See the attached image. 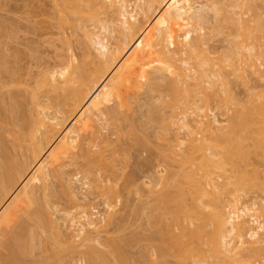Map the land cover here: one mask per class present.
Segmentation results:
<instances>
[{
	"label": "rangeland",
	"instance_id": "rangeland-1",
	"mask_svg": "<svg viewBox=\"0 0 264 264\" xmlns=\"http://www.w3.org/2000/svg\"><path fill=\"white\" fill-rule=\"evenodd\" d=\"M56 0H0V64H1V66H0V129H2V131L0 132V140H1V142L3 143L4 142V148H6L7 149V152L11 155V156H14V158L13 159H15V158H18V160L17 159H15L19 164H21V165H23V164H25V166H28L27 168H29V171H31L32 172V174H33V177L35 176V179L33 178H31V174H30V177H29V175H28V177L30 178V180H29V182H30V185H31V182H33L34 181V184H35V187L36 188H34L35 190H38L39 188H40V191L38 190V192H40L41 194H42V185L44 184V186H45V184H46V182L47 181H49V182H47V191L45 192V190L43 191V194L41 195V194H39V197L41 196V198H39L40 199V201L41 200H44L43 198L45 197V196H48L49 198H50V202H52V200H53V203H50V205H51V207H52V204L54 205V207H52L51 208V210L53 209H55V210H57V211H60V210H62V211H64V212H62V211H60L61 213H59V212H57V211H52L53 212V214L51 215V218L53 219V216H54V214L56 215L55 217H54V219L55 220H53V221H55L54 223L57 225V226H60L61 228H60V230H62V232L65 230L64 228H66V227H62L63 225L62 224H65V225H67V226H69V222L71 221L70 219L73 217V218H77L76 220H79L78 218H80L81 216H83L84 214L83 213H85V212H87V214H88V216H90L91 217V215L93 216V217H91V218H93L94 219V221L95 222H106L107 221V218L109 219V218H111L110 217V215L111 216H113V218L111 219L112 221V223H111V225L109 226V227H107L108 228V230H107V228L105 227V230L103 231V229L101 230L100 229V231H101V234L99 235V236H101L100 238H101V240H102V245L101 244H99V243H94V240H93V243H88V241L87 240H89V241H91L92 242V239H95L96 238V236H98V233H96V234H94V232H87L86 231V233H84L83 234V236L81 235L80 237H78L79 236V234H78V232L79 231H77L78 230V228H80V227H78L80 224H84L85 222H82L81 220L83 219V218H81L80 219V222H78L77 221V223L76 224H74L75 226H69L67 229H69V233H68V230L66 231L65 230V232H66V234L68 233L70 236H68L67 238L69 239V238H74V239H72V240H75V242H76V245L75 244H73L72 246L75 248V250H74V252L72 251V252H70L71 253V255H72V260L74 261V262H70V263H68V264H74V263H76V264H90L89 262H88V258H87V256H86V254H88V252H89V248L90 247H97V249L98 250H101V252H103V254H104V256L105 257H108L107 259H109V260H111V262L113 263V260H112V258L113 257H111L112 255H111V253H109V249H108V251H107V248H109V246H110V244L112 243V241L113 240H115V242H117V243H119V245L121 244L122 246H120L121 248H123L122 250H124V252L127 254V256L129 255L130 257H129V259H131L133 262V264L135 263V264H179V262H180V260H177V257H178V255H177V251H178V247L176 246L177 244H176V242L177 241H179V240H181L180 238H183L184 239V237H180V236H183L184 235V233L186 234H188V235H190V232H191V230L193 231V230H195L194 228H196V226H201L200 224H203L204 222H206V219H208L209 218V211L211 210L210 209V207H209V209L208 210H205V209H207L208 207H206V206H208L209 204H211V206H213L214 205V203H213V201L215 202L216 200V202L215 203H217V202H219L220 203V200H221V202L222 203H220V204H222V206H224V203H226L225 205H227L228 203V205H227V207L228 208H225V212H226V214L228 215V214H233V213H237V212H239L240 210H238L239 208L241 209L243 206H245L244 204H246V206H249V207H251L252 206V204L253 203H259V204H257L258 206H260L259 208H262V210H263V212H264V193H263V191H262V189H264V184H262V183H264V181H261V179H263L264 178V149H262L263 147H264V144H262V143H264V138H261V140H262V142H261V145L260 146H263L262 148L260 147V149H258V150H256V151H254L253 149H251V152L249 151L250 150V148L247 146V145H252V143L250 144L249 143V141H247L246 140V136H245V133L247 132V127H248V124L247 123H245V124H247L246 126L245 125H241V124H239V123H243V122H246L247 120L245 119V121H244V118H246V116L248 115L249 116V112L251 111V113H250V115L253 113L252 111H253V109L255 108V106H257L258 108H259V106L260 105H264V77H258L257 75L258 74H256V75H254V78L252 77V76H250V74H246L247 72H239V74H237L238 73V71H240V70H242V69H244L245 67L243 66V65H241L240 64V66H239V61H240V63H244L245 62V59H242V61L241 60H239V59H241V55L242 54H247V53H245L244 52V50L246 49V44H248L247 46H249V45H256V47H255V45L253 46L254 48V51H256V52H253L255 55V58L258 56V55H256V53L257 54H260L259 55V57L261 56H263L264 57V55H262V47H261V52L260 51H257L258 50V47H259V44H261V45H264V38L262 39L261 38V36L262 37H264V20H263V23H257V21H258V18L259 17H263L264 18V16H260V14L261 15H263L264 14V0H251V2H249V3H245L242 7L244 8V9H242V7H240L241 8V11H244V10H246V11H244L245 13H248V15H247V17H244V18H246L244 21H243V16L240 18L241 20H239V21H237V22H234L235 23V25H236V23L237 24H239L238 22H240L241 23V25L242 24H244L243 22H245V24L246 25H237L236 27L234 26L233 27V24H231V23H233V22H231V23H229L230 21H228L229 20V16H231L230 17V19H232L233 18V16L231 15V13H228L229 11L230 12H232V11H234V10H232V9H230V8H228V6H226L225 7V5L226 4H223V3H219V4H223L224 6L222 7V6H220L221 8H219V6H217V11H214V12H209L208 14V16L210 17L209 19H208V21H209V26L208 25H206V27L207 28H216V29H210L211 31L210 32H214V30H215V32L214 33H210V32H208V29L206 28V30L205 31H207V33H204L205 34V36H207L206 34H211V38L210 39H207V41L208 40H211L212 42H210V41H208V42H210V43H205V46L207 45L208 47H205L204 46V49L206 50H208V51H210L211 53H214L215 55L214 56H216V57H218V56H220L221 55V57H220V59H218V60H224V61H226V59H225V57L228 59V60H233L234 59V61H233V63H234V65L233 64H231V66L232 67H235V68H229L228 67V65H227V63L225 64V65H227L226 67V69L224 70V74H225V71H226V74L227 75H224L225 76V78H227L226 80L228 81V79H229V83H227V81H226V83H227V85H228V88H226L227 87V85L225 86V89L223 90V91H225L227 94H225V96L227 97H224L223 96V99L222 100H220L221 102H219V99L218 100H216L217 98L215 97V95H214V92H217L218 90H220L221 91V88L219 89V88H217L216 86H215V89L211 92L210 90V88L209 87H207V86H205L202 90H201V88L202 87H199V89L200 90H197L198 89V87L196 88V93H202L203 92V90L204 91H206V92H208L207 94H213V96L216 98L215 100L216 101H218V102H213V101H215V100H211V105H213V107H210V108H212L211 110H213V112L214 113H209L208 115H209V118L211 119V117H214L215 115H216V117H217V119H218V121L220 122V126H221V129H222V127L224 128V129H222V130H220V131H215V133L213 134V132L212 133H205L204 131L205 130H203V131H200V129H199V127H195V125L192 123V126H189V129H191V131H193L194 132V135L193 136H190L191 135V133H189L188 131H181L180 132V138L183 140V141H179V143L181 142V144H182V142L184 143L183 145H182V149L181 150H183V151H178V153H179V164L178 165H174V164H172V160H173V158H174V155H173V157H172V159L170 160L169 159V157H170V155H168V157H167V155H165L166 153H167V151H166V149L168 148L167 147V143H166V141H165V143H166V145L164 144V141H163V137H166V138H168L167 139V141L168 140H170L169 138L170 137H172L173 138V132H171V131H173V129H171V127H170V120H168V117H167V115L168 116H170L171 117V115H173V114H176V113H178V112H183L185 109H188V110H185L186 111V113H185V111L183 112L184 114H191L192 113V111L190 112L189 110V107L188 106H190L191 104H189L188 102V104L186 103V101H189L190 100V98H188V96L187 95H185L186 94V91L187 92H189V89H191V87L190 86H182V87H180L181 89L179 90L178 89V91H176L175 89V87L173 86L172 87V85H170L171 86V88L169 89L168 87H166V86H162V88L164 89L165 87V89L164 90H166L167 88V90H168V92H169V90L170 91H174L171 95H173L172 97H173V99L175 98V96H176V94L177 95H179V96H182L183 98H185V97H187L188 99L186 100V98L184 99L185 100V102H184V100H183V102L185 103V104H187V105H185L184 103V105L186 106V107H188V108H186L185 106V108L184 107H180V105L181 106H183L181 103V100L183 99L182 97H179L178 99H180L179 100V102H177L178 100H177V97L174 99L175 100V102H176V104H177V106L179 107V108H177V106H176V104L175 103H171L170 102V104H167L168 102H169V100L168 99H170L169 97H171V95H169L171 92H169L168 93V99L166 98V96H165V99H167L168 100V102L166 103L165 101H164V96H163V94H164V92H162L161 90V92L163 93H161L160 94V91L158 90L157 92H152V93H154V95L156 96V98L157 99H155V97H154V103H158V99L160 98V96L162 97L163 96V100L162 99H160L159 100V103L158 104H160L161 102H163L164 101V103H166V105H170V106H167V107H165V106H163V107H165V108H163V107H158V106H156L155 107V105H158V104H152L155 108H153V107H150V109L149 110H151L152 108V111L153 110H156L157 108L159 109V108H162L160 111H162V110H164L165 109V111H163V113H165V115H163V113H159V115L161 116V117H159V118H161V120H163V119H165V120H163V121H165V124H164V122L163 121H160V119L159 120H157V121H159V122H163V124L161 123V125H165L164 126V128L163 129H165V127L167 126V129L169 130H171V131H169V132H171L170 134H169V132L167 131V130H165V131H167L166 133H163V139L161 138L160 139V137L162 136V135H160L159 136V134L157 135L156 133H158L156 130H154V131H156V133L155 132H153V130H152V128L154 129H156V125H158V124H156L155 122H154V118H152L153 119V121H152V123L154 122L156 125L154 126L150 121H149V119L151 118L150 116H153V115H156L157 116V114H158V112H157V114H156V112L155 111H153V112H155V114L153 113V115H152V113H151V115L149 116L150 118H148V123L147 124H151V126H149V125H146L147 127H151V129H146L147 131H145L144 129H145V125H144V129H143V126L141 127L140 126V124H141V117L142 118H144L140 113H142L143 111H144V109L146 110V111H148L149 112V110L147 109V107L146 108H144L143 109V111L142 112H139L138 111V109H137V106H136V104H134V103H136L137 101H139L138 99H135V100H133L134 98H139L140 97V94L138 95V90L139 89H135L134 88V86L132 87L131 86V89L132 88H134V89H132V91L133 90H137L136 92H137V94H134V92H132L131 93V95H134V97L132 98V99H130V101H129V99L128 98H130V96L131 95H129L130 94V89H129V94H126L127 92H124L123 91V93H125L124 95L126 96H124V103H126V105L125 106H127L128 105V103L129 104H131V106L130 105H128V107L130 106V108H132V110H130V111H134V110H137L139 113H137L136 114V112L134 111L133 113H132V115L135 113L137 116H134V118L135 117H137V118H135V119H137L136 120V125H138V127L140 126L143 130H142V133H141V128L139 127V131L137 130V129H135L136 131H134V128H137V126L135 125V119L133 118V117H131L130 118V121L132 122V120H133V122L132 123H134V124H132L130 121H125V124L124 123H122V124H124V126L121 128V129H116L118 126L119 127H121L119 124H118V126H117V124L115 125V120H117L116 118H115V112H114V115H113V117H109V120L107 121V117L108 116H111L112 115V112L115 110V106H114V103H113V100L111 99L113 96H111L113 93L111 92L112 90H110L111 88H109V91L108 92H110V93H112V94H110V95H108V93H106L107 92V88H106V86L107 85H105V83H103L102 84V86H104L105 88H103V89H98L101 93V100H98L100 103H98L97 101V103L98 104H102V102H103V100L104 99H108L109 100V104H108V106L106 107V114H107V117L106 116H104V121L102 122V124H101V127L99 126L100 125V123L101 122H99V121H97L98 119L97 118H95L96 116L98 117H100V114L98 113V111H97V113L98 114H94V115H96L95 117L93 116V114H92V112H91V115H90V112L88 113L89 115L87 116V117H89V116H92V118H93V120H95V121H97V122H99V124H97L98 126H97V129L95 128V126L93 127V126H91L92 128H90L91 130L90 131H92L91 132V134L93 133V129L94 130H97V131H94V133L95 132H97V134L96 135H98V129H100L99 131H100V133L101 134H99L100 135V137H99V141H96V144H93V145H98V144H100V141H101V148H103V150L107 153V154H105V155H103L104 156V159L103 158H101L100 156V158L101 159H103V161L104 162H101L100 164L99 163H97V157H98V154L100 153V150H98V148H95L96 146H94V147H91L92 145H90L91 144V142H90V144H89V142L88 143H86L87 141H89L91 138H89L90 136L88 135V133H90L89 131H87V132H83V131H80L81 133L83 132V133H87V134H85V135H88L87 137L84 135V137L83 136H80L81 134H80V132H79V129H82L83 128V130H85L87 127H83V126H81V128H75L74 127V125L77 127L78 126V121L74 124V125H72V127H74V128H71V127H69V129L67 130L66 128H68L67 126H66V128L63 126V122H61V121H66V119L69 117V115H71L70 117H72V112H74V111H72L70 114H68L69 112H70V110L72 109L73 110V108H78L77 107V105H79V104H77L76 106H74L76 103H78V102H76V103H74L73 104V108H69L71 105H70V102H71V100L67 103V101L70 99H68V100H65L66 101V103H67V106L68 105H70V106H68V109H67V106H66V103H63V104H61L62 106H64L63 108H64V111H62V112H64V113H62L61 115L57 112V111H60V110H63V108H62V106L61 105H59L58 103L55 105V104H51V106H60L59 108H60V110H55V108L53 107V109L54 110H52L51 108V110L50 109H47V107L45 106L44 107V105H47V104H49V103H51V102H53L54 100H56L55 99V95H58L57 93L55 94V92H53V91H55V89L53 90V88H49V87H51V86H49L50 85V83H49V81H48V84H47V77L45 78V75L49 72H52V71H55V69L57 70V71H60V70H62L63 68H65V67H67L68 66V62L70 61V57H71V55H73V57L75 56V58H73V57H71V59L73 58V59H75L76 61L74 62V65L76 66V64H79L80 65V63L81 62H83V63H85V67H86V64H89L88 62H87V60H90V58L89 59H87L86 60V57H92L94 54H96L97 55V53H94V52H96L95 51V46L93 45V39L95 38V36H96V38H97V36H99V38H100V35L104 32V33H106L105 31H103L102 30V26L105 24L106 25V22L105 21H110V19L112 20V18L114 17V15L112 14V13H114V12H112L113 10H109L108 9V12L106 13V12H103V10H102V12L100 11L99 12V10H98V12H99V14H97V12L95 13V14H97V16H94L93 18L94 19H92L91 17H89L90 15H95L94 14V12H93V14H90V13H87L89 16H87V18L89 17V18H91V19H87V20H85V19H82V20H79V18L77 17V16H75V15H72V14H70L69 12H65V13H61V12H59V9H60V11H61V8H60V6L62 5L61 4V1L59 0L57 3L59 4V2H60V6L58 7V5H57V3L55 2ZM127 1V5H128V11L129 12H131L132 11V9L136 6V4H137V0H126ZM145 1V3H147L149 6H151V12H150V15L152 16V19H151V21L149 22V25L151 26V29H155V28H157V27H159L160 25H163L165 22H164V20H165V18H164V15H163V13H162V11H160L159 12V14L157 15V12H158V9H159V0H144ZM171 3H178V2H183V4H185V5H187L189 8H191V10L193 9H196L197 7H199V6H201V4H204V5H206V4H210V5H212V1L211 0H169ZM215 1H217V2H220V1H218V0H214V2ZM235 1V0H234ZM237 1V0H236ZM54 2H55V4H54ZM222 2V1H221ZM231 2H233V1H231ZM242 3H244V2H239V4L238 5H240V4H242ZM248 4V5H247ZM218 5V4H217ZM236 5V4H235ZM250 5H251V7L252 8H250ZM56 6L59 8H56ZM247 6V7H246ZM62 7V6H61ZM225 8V9H224ZM248 8H250V9H248ZM219 9V10H218ZM229 9V11L226 13V11ZM252 9V10H251ZM221 10H223V12L221 11ZM225 10V11H224ZM62 11H63V7H62ZM91 11V13H92V9L90 10ZM94 11V10H93ZM110 11V12H109ZM219 11V13H217ZM236 11H237V9H236ZM236 11H234V12H236ZM249 11H250V13H249ZM89 12V11H88ZM217 14H219L218 15V17L216 16V18H215V14L216 13ZM221 12V13H220ZM226 14H225V13ZM234 12H232V14L234 15ZM237 12H240V9L238 8V11ZM254 12L257 14V13H259V16H258V14L256 15V14H254ZM214 13V14H213ZM241 14H243V12H240ZM240 13H235V14H240ZM244 13V14H245ZM63 14V15H62ZM64 15H65V17H64ZM214 15V16H213ZM223 15V16H222ZM226 15V16H225ZM228 15V16H227ZM246 15V14H245ZM244 15V16H245ZM207 16V17H208ZM219 16H222L223 17V19H221L222 17H219ZM224 16H225V19H224ZM251 16V17H250ZM256 16H258L257 18H256ZM69 17V18H68ZM112 17V18H111ZM212 17V18H211ZM253 17L255 18V19H253ZM117 17H115L114 19H116ZM220 19V21H221V23H220V21H219V24H217L218 22V19ZM228 18V19H227ZM235 18H237L238 19V17L236 16L235 17V15H234V19L232 20V21H234L235 20ZM262 18V19H263ZM78 19V22L79 23H77L76 22V20ZM249 19V20H248ZM216 20V21H215ZM223 20V21H222ZM226 20V21H225ZM255 20V21H254ZM74 21V22H73ZM99 21V22H98ZM248 21V22H247ZM100 22H101V24H100ZM216 22V23H215ZM251 22V23H250ZM104 23V24H103ZM227 23H229V24H227ZM252 23L254 24V26L252 25ZM77 24H79L80 26H78ZM103 24V25H102ZM217 24V25H216ZM248 24H250V25H248ZM256 24V25H255ZM81 25H82V27H81ZM100 25H102L101 26V29H100ZM218 25H220L221 27L223 26V28H221V30L223 29V31H224V33L222 32V31H218V30H220V28L219 29H217V27H218ZM231 25V26H230ZM216 26V27H215ZM239 26V27H238ZM246 26H248V27H253V28H251L250 30L253 32V35L251 34V36H250V34L248 33V32H246L247 31V29H249V28H247ZM256 26H257V29H255V30H257V31H255V30H253L254 29V27L256 28ZM260 28H259V27ZM104 27V26H103ZM235 28V29H232V28ZM241 28L240 29V32H239V35H236V33L237 32H235V30H236V28ZM243 27H246V31H243L244 30V28ZM243 28V29H242ZM258 28H259V31H258ZM263 29V31H261L262 29ZM82 29V30H81ZM100 29V30H99ZM225 29V30H224ZM103 32H102V31ZM232 30H234L233 32H231ZM83 31V32H82ZM92 33V34H90L89 35V33L90 32ZM99 31H101V34L99 33ZM204 31V32H205ZM216 31H218L217 33H216ZM227 31V32H226ZM237 31V30H236ZM254 31H255V33H254ZM94 32V33H93ZM223 33V36H222V33ZM226 32V33H225ZM96 33H99V35H97ZM103 33V34H104ZM219 33V34H218ZM229 35H228V34ZM231 33H233L234 34V37H235V35H236V37L237 36H240V35H242V36H240L239 38H241V39H236V41H235V39L234 38H228V37H230L231 36ZM241 33V34H240ZM246 35H245V34ZM257 33H260V34H257ZM263 33V34H262ZM93 34H96L95 36L93 35ZM208 34V35H209ZM217 34V35H216ZM226 34V35H225ZM258 36H257V35ZM84 35H86V36H84ZM108 33H106V35L104 36V37H107L108 38ZM214 35H215V37H214ZM255 35V36H254ZM91 36H94V38H91ZM226 36V37H225ZM247 36H249V37H251L249 40L248 39H246L245 37H247ZM255 38L256 36H257V40H256V42H254L253 43V40H252V38L253 37ZM89 37V38H88ZM109 37H110V39H107V38H105L107 41L109 40V45H110V48L112 49V48H118V46H120V44H121V46H122V48L124 47V41H123V39H121V38H118V37H120V36H118V34H113L112 36H110L109 35ZM210 37V36H209ZM209 37H207V38H209ZM214 37V38H213ZM232 37V36H231ZM244 38L246 39V40H248V41H244ZM89 39V40H88ZM102 39H104L103 37H102ZM104 39V40H105ZM120 39L123 41V42H120ZM203 39H204V37H203ZM230 39V40H229ZM231 39L234 41V42H232L231 41ZM258 39H260L259 41L260 42H258ZM261 39H262V41H263V43H261ZM88 40V41H87ZM92 40V41H91ZM205 40V42H206V39H204ZM237 40H239V41H237ZM242 40V41H241ZM107 41H105V42H107ZM241 41V42H240ZM255 41V40H254ZM90 42V43H89ZM231 42L234 44L235 42H238V43H235V44H238V47H237V45H236V48L234 47L235 45H232L231 44ZM251 43V44H249V43ZM120 43V44H119ZM259 43V44H258ZM210 45V46H209ZM233 47H232V46ZM241 47H240V46ZM244 46V47H243ZM260 47H259V49H260ZM229 48H231V49H229ZM241 49V50H238L239 52H241V53H239L236 49ZM257 48V49H256ZM94 49V50H93ZM214 51H212V50ZM86 50V51H85ZM232 50V51H234L239 57H237L236 55H234V53L231 51V53H230V51ZM263 50H264V46H263ZM87 52H88V54H89V52H90V54H91V52H92V54L91 55H89V56H87ZM217 52V53H216ZM258 52H260V53H258ZM227 53V56L225 55ZM231 54L230 56H231V58H230V56H228V54ZM86 55V56H84V55ZM240 54V55H239ZM263 54H264V52H263ZM218 55V56H217ZM70 56V57H69ZM213 56V57H214ZM237 57V58H234V57ZM95 56H93V58H94ZM261 57L260 58H256V60H255V58H254V60H255V62H257V60L259 61V60H261V61H259V62H257L256 64H257V66L259 67V68H261V70L260 71H262V73L264 74V66H263V63H264V61L262 62V60H264L263 59V57H262V59H261ZM67 58V59H66ZM77 58V59H76ZM83 58V59H82ZM215 58V57H214ZM222 58V59H221ZM216 59V58H215ZM66 60H67V62H66ZM84 60V61H83ZM85 60H86V62H85ZM199 60V59H198ZM222 60V61H223ZM231 60V61H232ZM239 60V61H238ZM79 61V62H78ZM221 61V62H222ZM244 61V62H243ZM62 62V63H61ZM78 62V63H77ZM96 62H98V61H96ZM195 62L197 63V60H195ZM195 62H191L192 63V65L191 66H194V64H196ZM199 62V61H198ZM262 62V63H261ZM66 63V64H65ZM99 63V62H98ZM194 63V64H193ZM215 63H217V62H215ZM235 63H237L236 64V66H235ZM82 64V63H81ZM91 64H93V65H91L92 67L94 66L95 68H94V71H95V69H98V67L96 68V66H100V65H96L95 63H91ZM96 66H95V65ZM217 64H219V62L217 63ZM224 64V63H223ZM221 65V64H219V65H221V66H224V65ZM261 64V65H260ZM64 65V66H63ZM78 65V66H79ZM260 65V66H259ZM54 66V67H53ZM87 66H90V65H87ZM116 65H114L113 67H115ZM118 66V65H117ZM116 66V67H117ZM243 66V67H242ZM60 67H62L61 69H60ZM80 67V66H79ZM101 67V66H100ZM99 67V68H100ZM115 67V68H116ZM51 68V69H50ZM81 68V67H80ZM87 68V67H86ZM91 68V67H90ZM229 68V69H228ZM59 69V70H58ZM89 69V68H88ZM100 69H102V67L100 68ZM91 70H93V69H91ZM91 70H89V71H91ZM216 70H218V68L216 69ZM231 70V71H230ZM232 70H236L235 72H234V74L235 75H233V72H232ZM238 70V71H237ZM99 71V70H98ZM245 71H247L246 70V68H245ZM46 72V73H45ZM78 72V71H77ZM87 72H88V70H87ZM237 72V73H236ZM90 73V72H89ZM94 74L93 75H95V74H97L98 72H93ZM242 73V74H241ZM244 73H245V75H244ZM249 73V72H248ZM261 73V74H262ZM42 74V75H41ZM88 74V73H87ZM231 74V75H230ZM48 75V74H47ZM85 75V74H84ZM90 75H91V73H90ZM92 75V76H93ZM215 75H217L216 73H215ZM233 75V76H232ZM236 75H239V76H236ZM247 75L249 76V77H251V80H249V77L247 78ZM86 76V75H85ZM88 76V75H87ZM96 77H97V75H95ZM95 76H93V77H95ZM227 76H229V77H227ZM242 76V77H241ZM244 76H245V78H247L249 81H246L247 79H245L244 78ZM259 76H261V75H259ZM156 77V76H155ZM159 77V76H158ZM157 77V78H158ZM240 79H239V78ZM83 78L84 77H82V79H80L82 82H85V81H83ZM86 78V77H85ZM88 78H90L89 76H88ZM243 78V79H242ZM256 78H258V79H256ZM262 79V80H261ZM46 80V81H45ZM79 80V81H80ZM95 80V79H94ZM158 80V79H157ZM156 79H154V77H153V80H151V82L153 81L154 83L156 82H158ZM216 80V82H218V79H215ZM222 80V79H221ZM46 82V84L44 85L43 83H42V85H41V82ZM79 81H77V82H79ZM81 81H80V83H77V85L79 86V85H81V84H83L84 85V88H85V85H87V84H85V83H81ZM40 82V83H39ZM89 81L87 80V83H88ZM91 82V81H90ZM150 82V83H151ZM36 83V84H35ZM40 84L41 86H39V88L40 87H42L43 86V88L44 89H46V88H48V89H46V90H44L43 88H42V90H41V88L39 89V91L41 90V92L40 93H38L39 91H38V84ZM112 83V82H111ZM93 83H91V85H92ZM107 84H109L108 82H107ZM152 84V83H151ZM218 84V83H217ZM5 85V86H4ZM46 85L47 86H49V87H46ZM83 85H81L82 86V88H83ZM90 85V87H92V89L94 88L95 89V87H93V86H95V84L93 85V86H91ZM45 86V87H44ZM75 86V90H78V88L76 89V85H74ZM73 86V87H74ZM88 86H89V83H88ZM87 86V87H88ZM97 86V85H96ZM86 87V88H87ZM89 87V89L91 90V88ZM110 87H111V85H110ZM184 87V88H183ZM206 87L209 89V91H208V89H206ZM219 87V86H218ZM81 88V89H82ZM83 88V89H84ZM85 88V89H86ZM100 88H102V87H100ZM183 88V89H182ZM187 89V90H185V92H184V89ZM50 89L51 90H53L51 93H54V95L52 94V95H50ZM80 89V88H79ZM84 89V90H85ZM104 89H105V91L106 92H104ZM172 89V90H171ZM193 90L195 89L194 87L192 88ZM216 89H218L217 91H215ZM228 89V90H227ZM48 90V91H47ZM63 90V89H62ZM62 90L61 91H59L61 94L63 93L62 92ZM72 90H74V89H72ZM88 90V89H87ZM127 90V89H126ZM166 90V91H167ZM183 90V91H182ZM227 90V91H226ZM36 91H38V92H36ZM43 91V92H42ZM57 91V90H56ZM64 91V90H63ZM92 91V90H91ZM166 91H165V93H166ZM177 93H176V92ZM180 91H181V93L183 92L184 93V95H185V97L183 96V94L182 95H180L181 93H180ZM58 92V93H59ZM65 92V91H64ZM135 92V93H136ZM159 92V93H158ZM90 93H92V92H90ZM106 93V94H105ZM139 93H140V91H139ZM176 93V94H175ZM41 94H43V95H41ZM60 94V95H61ZM66 95H67V93H65ZM190 94V93H189ZM188 94V95H189ZM39 95V96H38ZM49 95V96H48ZM59 95V96H60ZM63 95V94H62ZM127 95H129V97H127ZM136 95H138L137 97H136ZM150 95H152V94H150ZM160 95V96H159ZM167 95V94H166ZM200 95V94H199ZM39 97V102H37L38 100H36V99H38V97ZM64 96V95H63ZM110 96V97H109ZM158 96V97H157ZM198 96V95H197ZM201 96V95H200ZM213 96H212V99H213ZM12 97V98H11ZM51 97V98H50ZM62 97V96H61ZM141 97H143V96H141ZM189 97H192L191 95L189 96ZM45 99V100H43V99ZM56 98H57V96H56ZM125 98H127V100H125ZM12 99V100H11ZM53 99V100H52ZM61 99V98H60ZM60 99H57V101L56 102H59L58 100H60ZM72 99V98H71ZM151 99V98H150ZM153 99V98H152ZM151 99V100H152ZM172 99V98H171ZM173 99H172V101H173ZM42 100V101H41ZM51 100V101H50ZM62 100H63V98H62ZM60 101V103H62L63 101ZM111 100H112V102H111ZM162 100V101H161ZM48 101V102H47ZM74 101H76L74 98H73V100H72V102H74ZM126 101H128V102H126ZM136 101V102H135ZM141 101V100H140ZM12 102H13V105L15 106L14 108H12L11 109V106L13 107V105H12ZM15 102V103H14ZM44 102V103H43ZM56 102H53V103H56ZM71 102V103H72ZM174 102V101H173ZM181 102V103H180ZM40 103H41V105H40ZM11 104V105H10ZM38 104V106L41 108V111L42 112H44L43 111V109L45 108V109H47V111L49 110V112H47L45 109V113L47 112V116H48V113H49V115L50 114H54V115H56V113H57V115H60V117H58L57 115V118H59V120H61L60 118H64V120L62 119L61 121H59V122H56V123H59V124H61L62 125V127H64V130H62L61 132V134L59 135V136H57V138L53 141V143H52V141H50V143L49 144H51V145H53V146H55V147H52V148H56V145H58V143L59 142H63V139L64 138H62V136H63V133H64V131H65V129H66V131H70L69 133L71 134V135H69L70 137L68 138L69 140H70V138H71V136H74L75 137V140L76 141H79L78 143H77V145H76V142H75V144H73L72 143V141H71V143L72 144H70V141L68 142V141H66V142H63L62 144L64 145L65 143H66V145L68 146V148H70V149H67L68 151H70V152H73L74 151V154H73V156H74V158H75V156L77 157V158H75V160L74 159H72L73 158V156H71V161H73V163L71 162V161H68L69 159H66V157H68V158H70V154H68V156H66V154H65V151H63L64 152V154H65V158L64 157H59V156H56V157H58V158H61V159H66V160H62V164L61 163H59V161H58V163L59 164H61L60 165V167H58L57 168V166H59L58 164H57V161H56V164H57V166L55 165V155H53L54 157H50V158H52V159H54L53 160V162L51 161V159H49V157H47V160L49 161H51L52 163H53V165L55 166V168H57V172H56V176H55V178L53 179L52 178V176L50 175V169H47V171L48 172H46L47 173V175H49V177H47V181L45 182V183H40L42 180H41V177H39V175H40V173H38V172H36L37 170L38 171H40L39 169H37L38 168V165L37 164H34L35 162H36V157L34 156V158H33V155H35V153L32 155V151L34 150V149H31L30 148V146L36 141L37 142V140H42V138H43V142H46L47 140V138H46V136H40L41 134H43V135H45L44 134V131H42V133H41V131L39 132V134L37 133V131L35 132L34 130H36V128H35V126L33 127V128H28V126L29 127H31L32 126V121H33V113L36 111V105ZM42 104H44V105H42ZM115 104H117V102H115ZM140 104H143V103H140ZM178 104H180V105H178ZM215 104V105H214ZM217 104V105H216ZM249 104H251V105H249ZM253 104V105H252ZM7 105H9V106H7ZM99 105V106H100ZM171 105H173V107L171 106ZM203 105V104H202ZM201 104H200V106H202ZM210 105V106H211ZM47 106H50V104L49 105H47ZM50 106V107H51ZM65 106H66V108H65ZM117 106V105H116ZM149 106V105H148ZM160 106H162V103L160 104ZM204 106V105H203ZM254 106V107H253ZM260 107L261 108V110L260 111H257V110H259V109H254L255 110V112L256 113H262L261 111H262V108H264V106L263 107ZM249 107H250V109H249ZM58 108V109H59ZM169 108V109H168ZM183 110H182V109ZM251 108H253V109H251ZM15 109V110H14ZM57 109V108H56ZM157 109V110H158ZM172 109H174V110H172ZM177 109H181L180 111H178ZM5 110V111H4ZM9 110L11 111V110H13V114H11V115H9L8 113H9ZM75 110V109H74ZM78 110V109H77ZM96 110V109H95ZM156 110V111H157ZM206 110V109H205ZM209 109H207L206 110V112L208 111ZM55 111H56V113H55ZM129 111V112H130ZM145 111V112H146ZM151 111V112H152ZM159 111V112H160ZM53 112V113H52ZM79 112H81L80 110L79 111H77V113H76V111L74 112V114H75V117L78 115V113ZM147 112V113H148ZM170 112V113H169ZM172 112V113H171ZM175 112V113H174ZM180 112V113H181ZM255 112H254V114H255ZM264 112V111H263ZM3 113V114H2ZM61 113V112H60ZM82 113V112H81ZM95 113V112H94ZM144 113V112H143ZM142 113V114H143ZM166 113H167V115H166ZM5 114V115H4ZM35 114V113H34ZM83 114V113H82ZM145 114V113H144ZM149 114H150V112H149ZM169 114H171V115H169ZM179 114V113H178ZM190 114L188 115V116H190ZM193 114V113H192ZM213 114H215L214 116H212ZM242 114V115H241ZM247 114V115H246ZM262 114H264V113H262ZM262 114H260L261 116H262ZM2 115V116H1ZM9 115V116H8ZM14 115V116H13ZM31 115V116H30ZM51 115V117H54V116H52ZM87 115V114H86ZM116 115H118L117 113H116ZM129 115H131V113H129ZM147 116H148V114H146ZM158 115V116H159ZM180 115V114H179ZM178 115V117L179 118H181L182 116H183V114L181 115V117ZM211 115V116H210ZM246 115V116H245ZM253 115V114H252ZM251 115V118L254 116H252ZM259 115V114H258ZM254 116V118H256V119H254V118H252L253 120H257V121H259V120H261L260 118H262L260 115L259 116ZM5 116H6V118H5ZM31 117V119H30V117ZM64 116V117H63ZM74 116V115H73ZM79 116H80V114H79ZM118 116H120V115H118ZM118 116H116V117H118ZM156 116H154V117H156ZM162 116H166V117H163V119H162ZM191 116H193V115H191ZM247 116V119L248 118H250V117H248ZM14 117V118H13ZM50 117V116H49ZM69 117V118H70ZM82 119H83V115L82 116H80ZM121 117V116H120ZM169 117V118H170ZM239 117V118H238ZM241 117V118H240ZM243 117V118H242ZM257 117L259 118V119H257ZM13 118V119H12ZM68 118V119H69ZM111 118H114V119H112L113 121H111ZM119 118V117H118ZM133 118V119H132ZM145 118H146V116H145ZM146 118V119H147ZM156 118H158V117H156ZM166 118H167V120H166ZM250 118V119H251ZM15 119V120H14ZM16 119H18V121L19 122H21L22 124L20 125V123L18 124V123H15V122H18ZM67 119V120H68ZM74 119H75V121H76V118H73V121L71 122L72 124L75 122L74 121ZM82 119L80 120V118H79V120L80 121H82ZM121 119V118H120ZM145 119V120H146ZM239 119H242V121L241 120H239ZM264 118H262V120H263ZM8 120V121H7ZM30 121V123H31V125H30V123H29V125L28 124H26V121H27V123ZM77 120H78V116H77ZM119 120V119H118ZM144 120V119H143ZM236 120H237V123H236ZM249 120V119H248ZM4 121V122H3ZM14 121V122H13ZM121 121H123V120H120V122L119 123H121ZM168 121V122H167ZM9 122V123H8ZM15 123V125L13 124V123ZM68 121H66V123H67ZM96 122V123H97ZM117 122V121H116ZM144 122V121H143ZM142 122V123H143ZM146 122H147V120H146ZM167 122V123H166ZM260 123H262V125H263V122L264 121H259ZM1 123H3L2 125H1ZM65 123V124H66ZM68 123H70V122H68ZM118 123V122H117ZM158 123V122H157ZM260 123H259V125H260ZM121 124V125H122ZM160 124V123H159ZM169 124V125H168ZM237 124H239V126H238V129L240 130L241 129V131H239V132H241V133H239V132H237L238 131V129L237 128H235V127H237ZM244 124V123H243ZM258 123L256 122V125H257ZM4 125V126H3ZM17 125L19 126L18 128H17ZM27 125V126H26ZM67 125V124H66ZM81 125H82V123H81ZM94 125H96V124H94ZM128 125H131V127H132V125H133V127H132V129L133 130H130L129 132H128V130L129 129H131V127L130 128H125V127H127ZM135 125V126H134ZM161 125H158V127H161ZM179 125V124H178ZM255 125V126H256ZM261 125V129H263V126ZM17 128L16 130H15V127ZM70 126H71V124H70ZM162 126V127H163ZM180 127H181V125H179ZM178 126V127H179ZM246 127V131H245V128H244V131H245V133L243 132V130H242V128L243 127ZM90 127V126H89ZM115 127V128H114ZM162 127L161 128H159V132L161 133L162 131L163 132H165L164 130H161L162 129ZM169 127V128H168ZM239 127H241V128H239ZM60 128H61V126H60ZM123 128H125V130H127V131H125L124 132V129ZM195 128V129H194ZM233 128V129H232ZM4 129V130H3ZM34 131H32V130ZM62 129V128H61ZM75 129L76 130H78L77 132H78V134H79V136L77 135V133H76V135L75 134H73L72 132H73V130L75 131ZM89 129V128H88ZM123 129V130H122ZM158 129V128H157ZM193 129V130H192ZM231 129V130H230ZM237 129V130H236ZM256 131H258V130H260V127H259V129H258V127H256ZM29 130H31L32 131V133H37L39 136H37L36 134V138H35V136H34V141H33V143L31 142V140L29 141V140H27L28 142H31V145L29 146V144H27V142H26V140H25V138H27V137H25L24 138V133L28 136L29 134H30V132L31 131H29ZM58 130H59V128H58ZM121 131L122 130V132H118V131ZM152 130V131H151ZM234 130H235V133L237 132V133H239L238 135H236L235 133H234ZM14 131V133L16 134L15 136H19V141H17L18 143H13V142H16V141H14V139H13V134L14 133H11V132H13ZM27 131H28V133H27ZM190 131V132H191ZM229 131V133L228 134H230L229 136H228V134H227V132ZM230 131H231V133H233L234 135H233V137L234 136H236V137H238L239 135H241L242 133H244V134H242V136L244 135V137H245V141L243 140L244 138H242L241 136H240V139L241 140H243L245 143H244V145H241V143L243 142H241L240 143V141L241 140H238L237 142H232L233 143V146H232V149H235V150H239V151H237V155H240V150L242 151V147L243 146H245V144H246V146H247V150H246V152L247 151H249L250 152V154H249V152H247V154L248 155H250V157L249 156H245V154L243 153V152H245V149L246 148H244L243 149V152H241L242 154H243V157L244 158H246V157H248L249 159H252L253 160V162H251L252 160H245L244 158H243V160H241L242 159V156H241V158H240V156L238 157L239 159L236 161V162H234L232 159L233 158H231V159H229V155L227 154L226 156L225 155H223L222 153H221V155H223L224 156V158L226 157L227 158V160L228 161H233V166L235 167V164L236 163H238L236 166L238 167H235V169H234V167H233V169L235 170V171H237L238 172V174L237 175H231L229 172V174H230V176H229V174H225L224 173V171H223V173L225 174V176L226 177H224L225 179L227 178V179H229V180H223L224 178H222L221 180H220V177H218V179L216 178L217 176H215V178L213 179V180H215V182L217 183L218 182V185L219 186H216V187H214V185H212V184H214L215 182H213V181H211L210 182V180H212L211 178H205V180H204V177L205 176H202L201 174H200V172L198 171L199 170V168H200V165L201 164H203L204 166H207V168H210L212 165H211V162L209 161V160H211V159H206L205 161H206V163L204 164V162L205 161H203L205 158L203 157L204 156V154L205 155H207L208 156V153H209V155L211 154L210 152L212 151V153H213V150H210V152L208 151V149L209 148H207V145H210V143H211V141H212V139H210L211 141H210V143H209V137H212L213 135H214V137H212L214 140H213V144L215 143V140L218 142V143H216V145L217 144H220L221 143V141H225V140H228L227 138H230V136H232L231 135V133H230ZM264 131V130H263ZM133 132V133H132ZM134 132H136V133H140V136L142 135V139H141V137H139V135L137 136L136 135V133H134ZM199 132L200 134H197V133ZM218 132V133H217ZM10 133L12 134V135H10ZM41 133V134H40ZM75 133V132H74ZM118 133H120V134H118ZM122 133H123V135H122ZM125 133H127V134H125ZM129 133V134H128ZM143 133L146 135V137H144L145 135H143ZM152 133H155V135L153 136V134ZM224 135H223V134ZM67 134V133H66ZM90 134V135H91ZM164 134L166 135V136H164ZM188 134H190V135H188ZM211 134H213V135H211ZM219 134H221L222 136H226L225 134H227V138L225 137V138H223V137H221V135H219ZM259 134H261V132H259L258 133V135ZM263 134V136H264V132L262 133ZM33 134H31V136H32ZM95 135V134H94ZM98 135V136H99ZM120 135V136H119ZM122 135V136H121ZM151 135V136H150ZM168 135H170L169 137H167ZM209 135H211V136H209ZM14 136V138H16ZM17 136V137H18ZM137 136V138H135ZM148 136V137H147ZM156 136H158V137H156ZM215 136H216V138H218V136H219V140L218 139H215ZM260 136V135H259ZM10 139H9V138ZM12 137V138H11ZM21 137V138H20ZM29 137V136H28ZM37 137L39 138V139H37ZM44 137L46 138V139H44ZM54 138H55V136H53ZM63 137H65V136H63ZM74 137H72V139L74 140ZM81 137L82 138H84V139H81ZM86 137V138H85ZM120 137V138H119ZM145 138V140H144V138ZM154 137H156L157 139H155ZM231 138V139H229V141L231 140V141H233V139L234 138ZM235 137V139H237ZM4 138V139H3ZM52 138V137H51ZM67 138L65 137V140H67ZM80 138V139H79ZM89 138V139H88ZM148 138H150V140L152 139V138H154V139H152L151 141H152V143H154L155 145H153L152 143H151V141L150 140H148ZM160 139V141H159V139ZM220 138L222 139L221 141H220ZM12 139V140H11ZM18 139V138H17ZM16 139V140H17ZM60 139L62 140V141H60ZM71 139V140H72ZM85 139H86V142H85V144L87 145V144H89L88 146H90L91 147V154H88V153H86L88 156L90 155V159L91 160H89V159H87L88 158V156L85 154V153H81V151L83 150H81L80 151V146H83V143H84V141H85ZM88 139V140H87ZM148 140V142H147V140ZM206 140L205 142L206 143H204L203 142V140ZM238 139H239V137H238ZM40 140V141H41ZM45 140V141H44ZM93 139H91L90 141H92ZM137 140V141H136ZM138 140H139V143H138ZM144 140V141H143ZM157 140V141H156ZM190 140H196V141H198V142H195V145H197L196 146V150L197 151H195V153L196 154H194V158L193 159H196V161L199 159V161H200V158H202L201 159V162L202 163H198L197 164V162H196V164L194 165V167L195 168H193V167H191V164L190 165H188V164H185L184 163V161H186V162H188V160H189V156H190V159H191V155H189L190 153H189V151H190V149L188 148L189 146V141ZM201 140V141H200ZM12 141V142H11ZM59 141V142H58ZM134 141H136V142H134ZM154 141V142H153ZM162 141V142H161ZM207 141H208V143H207ZM219 141H220V143H219ZM223 141V142H224ZM7 142V143H6ZM19 142L21 143V144H19ZM22 142L24 143V145H25V147H24V145L22 144ZM35 142V143H36ZM42 142V141H41ZM40 142V143H41ZM42 142V144L44 145V147H47V145H48V143H47V145H46V143L44 144ZM158 142H160V143H158ZM223 142L221 143V144H223ZM226 142V141H225ZM224 142V143H225ZM240 143L239 145L241 146V148H240V146H238V144L237 143ZM39 143V141H38V144H40ZM57 143V144H56ZM68 143H69V145H68ZM92 143H94L93 141H92ZM149 143H151V144H149ZM201 143H202V145H201ZM211 143V144H212ZM228 143V141L224 144V145H226ZM231 143V142H230ZM230 143H229V145H230ZM234 143H235V146H234ZM249 143V144H248ZM8 144V145H7ZM11 144H12V146L15 144V146L14 147H12L11 146ZM23 145V147H21L22 149L20 150V148H17L18 147V145ZM37 144V143H36ZM37 144V145H38ZM42 144H40V145H42ZM84 144V145H85ZM120 144V145H119ZM133 144V145H132ZM138 145L139 147L137 148V146H135V145ZM147 144V145H146ZM160 146H159V145ZM212 144V145H213ZM16 145H17V147H16ZM39 145V146H40ZM46 145V146H45ZM51 145H50V148H51ZM73 145H74V147H73ZM76 145V146H75ZM85 145V146H86ZM123 145H124V149H123ZM153 145V146H152ZM164 145V146H163ZM199 145H200V148H201V151H199V149H198V147H199ZM228 145V146H229ZM59 146H60V144H59ZM66 146V147H67ZM88 146H86V147H84V148H87ZM116 146V147H115ZM135 146V147H134ZM156 146V147H155ZM162 146V147H161ZM204 146H205V148H204ZM231 146V145H230ZM229 146V147H230ZM245 146V147H246ZM253 146V145H252ZM33 147V146H32ZM41 147V146H40ZM65 147V148H66ZM76 147V148H75ZM151 147H153V148H151ZM156 149H155V148ZM161 147V148H160ZM228 147V148H229ZM234 147V148H233ZM251 147V146H250ZM254 147V146H253ZM253 147H251V148H253ZM8 148H10V149H8ZM34 148V147H33ZM43 148V147H42ZM48 149H49V147H47ZM59 148V147H58ZM57 148V149H58ZM61 148V147H60ZM59 148V149H60ZM89 148V147H88ZM87 148V149H88ZM95 148V149H94ZM150 148V149H149ZM248 148H249V150H248ZM257 148V147H256ZM18 149V150H17ZM44 149V148H43ZM57 149L55 150V149H51V151H53V152H55L56 151V154H58L59 155V152L57 151ZM62 149V148H61ZM60 149V150H61ZM64 149V148H63ZM158 149V150H157ZM163 151H162V150ZM179 149V150H180ZM205 149H206V151L208 152V153H206V151H205ZM231 151H229L228 153H232V152H234V150H232L231 148H229ZM228 149V150H229ZM255 149V148H254ZM16 150V151H15ZM50 150V149H49ZM65 150V149H64ZM78 150V151H77ZM89 150V149H88ZM263 151V153L262 152H260V151ZM11 151V152H10ZM15 151V152H14ZM48 151V150H47ZM47 151H45L44 150V155H45V152H46V156H48L47 155ZM50 151V152H51ZM80 151V152H79ZM84 151V150H83ZM82 151V152H83ZM87 151V150H86ZM98 151V152H97ZM155 151V152H154ZM219 152H220V150H218ZM49 152V151H48ZM58 152V153H57ZM62 152V151H61ZM67 152V151H66ZM115 153L114 155L116 156V162H115V165L116 166H114V168H112V167H110V165H109V163L108 162H110V153ZM118 152V153H117ZM169 152V151H168ZM252 152H253V154H252ZM254 152H255V154H258V152H260V155L258 154V155H256L255 156V154H254ZM77 153V154H76ZM79 153V154H78ZM122 153V154H121ZM155 153V154H154ZM159 153V154H158ZM181 153L183 154V156L181 155ZM214 153H216V152H214ZM236 152H234L233 154L234 155H236L235 154ZM263 154V156H262V154ZM16 154V155H15ZM53 154V153H52ZM55 154V153H54ZM61 154V153H60ZM63 154V155H64ZM71 154V155H72ZM76 154V155H75ZM81 154V155H80ZM96 156H95V155ZM168 154V153H167ZM218 154V153H217ZM232 154V155H233ZM241 154V155H242ZM252 154V155H251ZM43 155V156H44ZM78 155H80V156H78ZM117 155H119V156H117ZM156 155V156H155ZM188 156V158L186 157L185 158V156ZM212 155V154H211ZM210 155V156H211ZM237 155H236V157H237ZM45 156V157H46ZM50 156V155H49ZM83 156V157H82ZM85 156H87V157H85ZM122 156V157H121ZM202 156V157H201ZM210 156H208L207 158H210ZM222 156V157H223ZM228 156V157H227ZM231 156V155H230ZM252 156V157H251ZM44 157V158H45ZM165 157H167L166 159H164ZM181 157H182V159H181ZM184 157V158H183ZM200 157V158H199ZM219 157H221L220 156V153H219V155H217V158H219ZM232 157V156H231ZM233 157H235V156H233ZM57 158V160H59ZM85 158V159H84ZM123 159V161H122V163H121V161L120 160H122ZM158 158V159H157ZM171 158V157H170ZM60 159V160H61ZM101 159H99L98 158V162H100V160ZM120 159V160H119ZM163 159V160H162ZM185 159H188V160H185ZM215 159H216V157H215ZM237 159V158H236ZM247 159V158H246ZM33 160H35V161H33ZM79 160V161H78ZM85 160H87L86 162H85ZM89 160V161H88ZM180 160H183V161H181V162H183V163H181V164H183V167H182V165L180 164ZM218 160V159H217ZM240 160V161H239ZM246 161V163H245V165H243L242 163H244L245 161ZM15 161V162H16ZM92 161V162H91ZM106 161H107V163H106ZM174 161V160H173ZM198 161V162H199ZM226 160H224L223 159V161H221V162H219V164H220V166H221V164H223L224 165V163H222V162H225ZM228 161L225 163V165H228L229 163H228ZM242 161V163L241 164H239L240 162ZM250 163H249V162ZM34 162V163H33ZM75 162H78V163H75ZM83 162H84V164H83ZM96 162V163H95ZM118 162V163H117ZM177 162V161H176ZM248 162V163H247ZM48 163V162H47ZM47 163H46V158H45V164L47 165ZM50 163V162H49ZM65 163V164H64ZM66 163H67V167H65V165H66ZM70 163H72V165L70 164ZM86 163H88V164H86ZM108 164V165H105V164ZM166 163H168V164H170V165H168V164H166ZM174 163V162H173ZM190 163V162H189ZM228 163V164H227ZM231 163V162H230ZM34 164V165H33ZM45 164H43L45 167H46V165ZM51 164V163H50ZM49 164V166H51ZM64 164V165H63ZM77 164V165H76ZM86 164V165H85ZM97 164H98V166H97ZM104 164V165H103ZM121 164V165H120ZM165 164V165H164ZM208 164V165H207ZM210 164V165H209ZM36 165V166H35ZM52 165V166H53ZM62 165H63V168H62ZM71 165V166H70ZM76 165V166H75ZM78 165L79 166H81V168L78 170ZM85 165V166H84ZM99 165H100V167H99ZM172 165V166H171ZM189 166V167H187V166ZM243 165V166H242ZM49 166H47L48 168H50ZM73 166V167H72ZM82 166H84V167H86V168H84V169H82ZM103 166V167H102ZM106 166V167H105ZM107 166H109V167H107ZM166 166H168V167H166ZM170 166L172 167V168H170ZM173 166H174V168L176 169V171H174L175 169L173 168ZM184 166H186V167H184ZM209 166V167H208ZM230 166H232V164H230L229 166H228V168L229 169H232ZM239 166H242V168L241 167H239ZM244 166H246V167H244ZM44 167V168H45ZM46 167V168H47ZM64 167H65V170H63L64 169ZM72 167V168H71ZM76 169H75V168ZM78 167V168H77ZM180 167H182L181 168V170L182 171H184L185 170V172H182V171H180L179 170V168ZM191 167V169H189ZM196 167L198 168V170L196 169ZM224 167H226V166H224ZM19 168H20V166H19ZM21 168H22V166H21ZM20 168V169H21ZM23 168H24V165H23ZM26 167H25V170H23V172H25L24 174H26V169H27ZM60 168V169H59ZM184 168V169H183ZM189 169V171L187 170V169ZM193 168V169H192ZM223 168V167H222ZM228 168H227V170H228ZM239 168L241 169V171L239 170ZM250 168V169H249ZM36 169V170H35ZM89 169H90V172H88V175L87 176H84V175H86V172L87 171H89ZM101 169H105V170H101ZM111 169V170H110ZM113 169V170H112ZM169 169V170H168ZM172 169H174V170H172ZM197 170L198 172H199V174H198V176H199V178H197L198 176H195L196 178H194V179H191V180H189L188 178H192V177H190L189 176V173H191L192 172V170ZM225 168H223V170H224ZM232 169V173H234V174H236V172H234V170ZM245 169V170H244ZM246 169H248L247 171H246ZM255 169V170H254ZM21 170V171H22ZM28 170V169H27ZM35 170V171H34ZM44 170V169H43ZM50 170V171H49ZM62 170V171H65L64 173L63 172H61L60 173V171ZM83 170H87L86 172L85 171H83ZM101 170V171H100ZM107 170V171H106ZM155 170V171H154ZM157 170V171H156ZM159 170V171H158ZM163 170V171H162ZM170 170H172V171H170ZM189 172V173H187V171ZM191 170V171H190ZM227 170H226V172H227ZM259 170V171H258ZM46 171V170H45ZM45 171H43V172H45ZM75 171H77V172H75ZM81 171H82V173H81ZM119 171V172H118ZM166 171V172H165ZM170 171V172H169ZM258 172L257 174H255V172ZM35 172V173H34ZM75 172V173H74ZM81 174H80V173ZM83 172H85V174H83ZM114 174H113V173ZM156 172V173H155ZM161 173V175H160V173ZM167 172H168V174H167ZM180 172V173H179ZM217 172V171H216ZM259 172L263 175V177L261 178V174H260V178H259ZM29 173V172H28ZM37 173L39 174V175H37ZM70 173V175H68ZM111 173V174H110ZM171 173V174H170ZM176 173H178V175L176 174ZM182 173V174H181ZM187 175H186V174ZM218 173H221V172H217L216 174H218ZM62 174H64V178L65 179H68L69 181H72L73 180V183L74 184H71V185H73V187L76 189V195L78 196V199H74V197L73 196H68L69 194L67 193V192H65L64 190H61V189H63V188H61L63 185L62 184H60V186L61 187H59L58 185L59 184H55L56 183V181H58V178L60 177V176H62L63 177V175ZM183 174H184V176H183ZM239 174H241V175H239ZM244 174H247L246 175V178L248 177V179L249 180H247L246 178H244L245 177V175ZM58 175H59V177H58ZM68 175V176H67ZM81 175V176H80ZM243 175H244V177H243ZM249 175V176H248ZM254 175H257L258 176V179L257 178H255V176ZM77 176H79V178L80 179H78V177ZM112 176V177H111ZM161 176H163V177H161ZM167 176V177H166ZM180 176H182V177H185V178H187V179H185V181L184 180H182V178L180 177ZM201 176L203 177V180H201L202 178H201ZM234 176V177H233ZM237 176H239V177H241L242 179L244 178V182L248 185V183L250 184L249 185V187L248 188H250V191H249V189H246L244 186H241V181H239L238 180V178L239 177H237ZM256 176V177H257ZM39 177V178H38ZM67 177V178H66ZM75 177V178H74ZM87 177L89 178V179H87ZM109 177V178H108ZM164 178V180H163V184H159V182H160V179H158L159 180V182H157L156 180L154 181V178ZM166 177V178H165ZM232 177L233 178H235L236 179V177H237V179L236 180H234V179H232ZM38 178V179H37ZM105 178V179H104ZM106 178H108V179H106ZM201 178V179H200ZM252 178L255 180V181H257V180H259V181H257V182H252L253 180H252ZM31 179L33 180V181H31ZM41 181H40V180ZM55 179H57V180H55ZM78 179V180H77ZM102 179V180H101ZM106 180V184H104V186H102V187H104V188H102L101 187V185L104 183L103 181L104 180ZM197 179V180H196ZM199 179V180H198ZM210 179V180H209ZM246 179V180H245ZM62 180H64L63 178L60 180V178H59V181H62ZM67 180V181H68ZM76 182H75V181ZM100 180V181H99ZM175 180H176V184H175ZM179 180H181V181H179ZM188 180L189 181H194V183H195V185H194V183L192 184V182L189 184L188 183ZM217 180V181H216ZM238 180V181H237ZM252 180V181H251ZM264 180V179H263ZM39 181V182H38ZM58 181V182H59ZM66 181V182H67ZM68 181V182H69ZM99 181V182H98ZM109 183H108V182ZM198 181H202V184H205V185H202L201 184V182H198ZM231 181H232V183H234L235 181H236V183L238 184L239 183V185H238V187H244V188H242L244 191H245V189L247 190L246 192H244V194H243V190L241 189V192H242V197H241V192L240 191H238L237 190V192H238V195L241 197V203L240 202H237L236 200H237V194L235 195V193L233 192V191H235L236 189H235V187H237L236 186V184L233 186V185H231V187L229 186V184H227V183H231ZM43 182V181H42ZM166 182V183H165ZM184 183V185H185V187H184V185H177L178 183ZM243 182V181H242ZM39 183V184H38ZM60 183V182H59ZM63 184H65L64 182H62ZM69 183H72V182H69ZM75 183H76V185H75ZM101 183V184H100ZM201 184V186L200 185H197V184ZM209 183V184H208ZM220 183L222 184L221 186H220ZM225 183V184H224ZM259 183H260V186H259ZM100 184V185H99ZM160 185V186H156V185ZM177 185V186H179L180 188H178V187H174L175 185ZM191 185V187H192V185H193V187L195 186V188L198 186H200V188H197L196 189V191L197 190H199V189H202L203 190V186H206L205 188H204V190H203V192L204 191H206V192H204V194L206 193V196H203L201 193H203L202 191L200 192V194L201 195H198V196H201L200 198H202V200L200 201V200H197V198H198V196H196V192L194 191L193 192V188L192 189H190V187L189 186H187V185ZM226 184H227V186H226ZM256 184V185H255ZM33 185V184H32ZM53 185V186H52ZM75 185V186H74ZM172 185V186H171ZM210 185V186H209ZM252 185V186H251ZM50 186V188L52 189V191L50 190V188H48ZM171 186V187H170ZM234 188H233V187ZM246 186V185H245ZM28 187H30V186H28ZM33 187V186H32ZM38 187V188H37ZM56 187H58L60 190H61V192L62 193H60V190H57L58 188H56ZM170 187V188H169ZM174 188L173 190H171V188ZM237 187V189H239ZM247 187V186H246ZM252 187V188H251ZM65 188V187H64ZM186 189V193H184V197H178L179 195H178V192H179V194L180 195H182L183 193H182V189ZM213 188H215V189H217V193L218 192H220V193H215V191H212L213 190ZM222 188V189H221ZM232 188H233V190H232ZM29 189H32L31 187L29 188ZM28 189V190H29ZM34 189H32V190H34ZM178 189V190H177ZM209 189H211V191L209 190ZM226 189V190H225ZM235 189V190H234ZM27 190V191H28ZM48 190H50L52 193H50V191H48ZM79 190V191H78ZM176 190H177V192H176ZM181 191V193H180V191ZM30 191V190H29ZM111 191V192H110ZM159 191H161L160 193H159ZM174 191V192H173ZM184 191V190H183ZM192 191V192H191ZM210 191V192H209ZM229 191V192H228ZM261 191H262V193H263V195H262V193H261ZM48 192V193H47ZM167 192H169V193H167ZM192 194H191V193ZM228 192V193H227ZM233 193V194H231V193ZM34 193H36V192H34ZM53 193H57V194H53ZM64 193H67V195L66 194H64ZM191 194L190 196L189 195H187V194ZM247 195H246V194ZM54 195L55 197L56 196H58V197H51V195ZM103 194H107L106 196H105V198H110L108 201H106V199L104 198V196H103ZM110 194V195H109ZM159 194V195H158ZM165 194V195H164ZM177 194V195H176ZM193 194H195L194 196H193ZM197 194H199L198 193V191H197ZM210 194V195H209ZM212 194V195H211ZM224 194V195H223ZM227 194V195H226ZM232 195V197H233V199L235 200V196H236V200L234 201V200H232V198H229V197H231V195ZM36 195H38V194H36ZM162 195V197H159V196H161ZM170 195H171V197H170ZM172 195H174V196H172ZM176 195V196H175ZM187 196V198H185L186 196ZM214 195V197H211V196H213ZM221 195V196H220ZM234 195V196H233ZM65 196V197H64ZM110 196V197H109ZM163 196H165V197H163ZM166 196L168 197V198H166ZM192 196V197H191ZM221 198H220V197ZM226 196H227V198H226ZM63 197V198H62ZM73 197V202H74V204H73V202H72V200H70V198H72ZM176 197H178L179 199H180V201L182 202L183 200H185V201H187L188 203H186V205H185V207H182L183 206V204L182 203H179L181 206H180V208L179 209H177V207H176V204H175V206H174V203H172L171 205H170V207H168V210L169 209H171V211L172 212H174L175 210H173L172 208L174 207V209L176 208V211H175V213H174V215H173V213H171V211H166L167 209H163L162 207H161V205H160V203L159 204H156V203H158L159 202V200H158V202L156 201L158 198H165V199H170V200H176L177 198ZM194 197V198H193ZM195 197H197L196 199H195ZM204 197V198H203ZM211 198L212 200V203H210V202H208V201H210V199L209 198ZM49 198H48V200H49ZM52 198H55V199H52ZM58 198V199H57ZM191 198H193L194 200H197V201H194V204H193V206L195 207V208H198L197 209V211L194 209V212L192 211V209H191V201H193V200H191ZM199 198V199H200ZM206 198V199H205ZM216 198V199H215ZM217 198H220V200L219 199H217ZM225 198H226V201H223V200H225ZM69 199V200H68ZM181 199H183V200H181ZM209 199V200H208ZM189 200H191L190 202H189ZM203 200H204V202H203ZM199 201H200V204H202V202H203V205H204V203H205V201H207L208 202V204H207V202L205 203V206L204 207H206L205 209H203V206H201L200 204H197V206H195V203L196 202H198L199 203ZM236 204H238V203H240V205H241V207H240V205L238 206L237 204L235 205V204H233V202ZM41 202H43V201H41ZM56 202V203H55ZM69 202H71V203H69ZM82 202V203H81ZM224 202V203H223ZM243 202V203H242ZM109 203V204H108ZM247 203H248V205H247ZM62 204V205H61ZM79 204V205H78ZM207 204V205H206ZM232 204V205H231ZM261 204V205H260ZM56 205V206H55ZM110 207H109V206ZM201 206L202 207V209H203V212H201L202 211V209H199V208H201V207H198V206ZM230 205V206H229ZM243 205V206H242ZM59 206V207H58ZM160 206V207H159ZM192 206V207H193ZM210 206V205H209ZM262 206V207H261ZM187 207V210H186V212L183 210L184 208H186ZM190 207V208H189ZM226 207V206H225ZM231 207V208H230ZM50 208V207H49ZM64 208H67V209H64ZM235 208H236V210H237V212H236V210H235ZM34 209V208H33ZM71 209V210H70ZM243 209V208H242ZM87 210V211H86ZM163 210V211H162ZM190 211V212H193L192 213V215L190 214H188L187 213V211ZM234 210V211H233ZM260 210V209H259ZM16 211V210H15ZM50 211V210H49ZM85 211V212H84ZM182 211H184L186 214H187V217L186 216H184L185 214L184 213H182L181 214V212ZM16 212H18V211H16ZM16 212H14L15 214H19L20 215V212L19 213H16ZM51 211H50V214L52 213ZM55 212V213H54ZM66 212V213H65ZM68 212H70V213H68ZM83 212V213H82ZM166 212V213H165ZM196 212H198L197 214H196ZM59 215H58V214ZM68 213V215L70 214L71 215V218L69 219V220H67L66 218H68V217H65V215ZM83 215H82V214ZM200 213H202V214H200ZM258 214L257 215H255V217H254V215L253 214H255V213H251V216H253L254 217V219H255V221L257 220L258 222H261V223H263L264 224V222H263V220H264V213H263V217H260L261 216V213H262V211H260V213H259V211L257 212ZM166 214L168 215V216H166ZM172 214V215H171ZM175 214H176V216L178 215V219L175 217ZM163 215H165V216H163ZM250 215V214H249ZM163 216V217H162ZM170 216H172L173 218H175V219H171L172 217H170ZM183 216V217H182ZM59 217H61V218H59ZM165 217H167V219L165 218ZM208 217V218H207ZM166 219V220H164L165 222V224H167L168 225V227H166V225L164 226L163 225V223H160V225H159V221H160V219ZM168 218L170 219V220H168ZM181 219V221H180V219ZM183 218H186V219H183ZM200 218V219H199ZM206 218V219H205ZM63 219H66L67 220V223H65L66 222V220H63V221H65V222H63L62 220ZM104 219H105V221H104ZM162 219H161V221H162ZM190 219H191V221H190ZM249 219V218H248ZM57 220V221H56ZM114 220H115V222H114ZM174 220H175V222H174ZM178 220H179V223H178ZM185 221V223H183L184 221ZM188 220H189V222H188ZM205 220V221H204ZM69 221V222H68ZM84 221V220H83ZM168 221V222H167ZM171 221V222H170ZM192 221H193V223H197V224H199V225H197L196 224V226H195V224H194V227H192V229L191 230H189V226L191 225V226H193L192 224ZM195 221H197V222H195ZM201 221V222H200ZM203 221V222H202ZM249 221H250V219H249ZM24 222H25V224H26V226H27V228L30 226L31 227V229L33 228V224L31 223V222H29V221H27V220H24ZM58 222V223H57ZM180 222H181V224H180ZM188 222V223H187ZM192 223V224H190L189 225V223ZM198 222H200V223H198ZM28 223V224H27ZM72 222H70V224H71ZM187 223V224H186ZM207 223L209 224V226H206L207 225ZM211 220H210V222H206V225H202L203 227H207V229H205V230H207L206 231V234H208V232H209V230L211 229V227L212 226H210L211 224ZM250 223H252V222H250ZM163 225V227H162V225ZM174 226H172V225ZM205 224V223H204ZM62 225V226H61ZM170 225V226H169ZM177 225V226H176ZM187 225H189V226H187ZM180 226H182V227H180ZM188 228H187V227ZM190 226V227H191ZM254 226H256V225H254ZM254 226L253 225H251V228H254ZM167 229H166V228ZM170 227V228H169ZM176 227V228H175ZM178 227V228H177ZM183 227H185V229H186V231H184L183 233L182 232H179V231H182V230H184V228ZM208 227H209V229H208ZM172 228V229H171ZM182 228V229H181ZM256 228V227H255ZM254 228V229H255ZM34 230H35V228H33ZM31 230V231H34V230ZM170 229H171V231H170ZM88 231H89V229H87ZM167 230H168V232H169V234H168V232H167ZM92 231V230H91ZM99 231V232H100ZM211 231V230H210ZM35 232H37L36 233V235L37 234H39L38 233V231H36L35 230ZM65 232H63L64 233V237H66L65 236ZM162 232V233H161ZM171 232V233H170ZM91 233H93V234H91ZM178 233V234H177ZM35 234V233H34ZM87 234V235H86ZM88 234H91L92 236V238L90 237V235L88 236ZM164 234V235H163ZM183 234V235H182ZM186 234V235H187ZM205 234V235H206ZM261 234V233H260ZM41 237H40V236ZM39 235H37L38 237H40L41 239V241L43 242V243H46V244H48L49 243V241H50V239H48V237L47 238H45V234H39ZM87 236V240H85L84 238ZM161 235H162V237H161ZM179 235V237H177ZM44 236V237H43ZM50 236V235H49ZM85 236V237H84ZM136 236H137V238H136ZM140 236V237H139ZM160 236V237H159ZM166 236V237H165ZM42 237H43V239H42ZM89 237H90V239H89ZM164 237V238H163ZM175 237H177L176 239H177V241H176V239H175ZM186 237H188V236H186ZM67 238L66 239H64V240H67ZM100 238H97V239H99V241L101 242V240H100ZM157 240H156V239ZM164 240H162V239ZM206 238V237H205ZM263 238V237H262ZM47 239V242L45 241ZM179 239V240H178ZM234 239H236V238H234ZM245 240V242H246V244L243 246V245H240V244H237V242H238V239H236V241H234V244H233V252L235 253V254H238V253H240V254H242V255H246V254H248V256H249V253L248 252H250L251 251V255H253V248H255V246H256V248H255V251H257V247H259L260 248V246H264V242H263V244L261 243V244H256L255 242V244H253L252 242V240L249 238L248 239V237L247 238H244ZM261 239V238H260ZM108 240V241H107ZM109 240H111L110 242H109ZM87 241V242H86ZM162 241V242H161ZM262 241H263V239H262ZM64 242V241H63ZM105 242H108V243H105ZM261 242V241H260ZM68 243L70 244V243H72V241H70V240H68ZM73 243H74V241H73ZM104 243V244H103ZM125 243V244H124ZM127 243H128V245H127ZM259 243V242H258ZM94 244V245H93ZM96 244H99V245H96ZM164 244V245H163ZM237 244V245H236ZM49 245V244H48ZM96 245V246H95ZM100 245H101V247H102V249H100ZM105 245V246H104ZM106 245H108V247L106 246ZM123 245H126V246H123ZM163 245V246H162ZM240 247H239V246ZM159 246H161V248L159 247ZM236 246V248H234ZM104 247V248H103ZM106 247V248H105ZM160 248V250H159V248ZM177 247V248H176ZM253 247V248H252ZM161 249H162V251H161ZM177 249V250H176ZM249 250V251H247V250ZM251 249V250H250ZM263 249V250H262ZM157 250H159V251H157ZM247 252H246V251ZM259 250V249H258ZM260 250L261 251H263V253H264V247L263 248H260ZM164 251V252H163ZM240 251V252H239ZM254 251V252H255ZM39 252V251H38ZM37 252V250H36V255L37 254H39ZM158 252H160V253H158ZM176 252V253H175ZM237 252V253H236ZM161 253H163V254H161ZM167 253V254H166ZM262 253V252H261ZM260 253V260H261V258L263 257V254H261ZM106 254V255H105ZM161 254V255H160ZM176 255L177 257H175L174 255ZM110 257H109V256ZM209 255V254H208ZM207 255V256H208ZM250 255V257H252ZM174 256V257H173ZM262 256V257H261ZM71 256L69 255V258H70ZM162 257V258H161ZM211 256L209 255V261L211 260V262H209L208 261V258L207 257H205V258H207V260L206 261H208V263L207 264H223V263H225L226 264V262H224L223 260L221 261V262H219V260H217L216 258H215V260H214V258H210ZM111 258V259H110ZM264 258V257H263ZM67 260H69L68 259V257L66 258ZM65 259V260H66ZM71 259V258H70ZM163 259V260H162ZM250 259H252V258H250ZM256 259H259V258H256ZM72 260H69V261H72ZM108 260V261H109ZM218 262H217V261ZM263 260V259H262ZM177 261H178V263H177ZM202 262L204 261V259H202L201 260ZM200 260H198V263L200 262V264H203L202 262H201ZM205 261V262H206ZM254 260L252 259V262H253ZM257 261V260H256ZM259 261V260H258ZM110 262V261H109ZM184 263L183 264H192V262L191 261H189V262H186L185 263V261H183ZM204 262V264H206ZM213 262V263H212ZM223 262V263H222ZM260 262V261H259ZM65 263H67V262H65ZM195 263H197V262H195ZM194 262H193V264H195ZM197 263V264H198ZM261 264H264V261L263 262H260ZM259 263V264H260ZM180 264H182L181 262H180ZM228 264V263H227Z\"/></svg>",
	"mask_w": 264,
	"mask_h": 264
},
{
	"label": "bare ground",
	"instance_id": "bare-ground-1",
	"mask_svg": "<svg viewBox=\"0 0 264 264\" xmlns=\"http://www.w3.org/2000/svg\"><path fill=\"white\" fill-rule=\"evenodd\" d=\"M59 0H56L55 2L57 3ZM61 1V6L63 7V11H62V7L59 5L60 4V2H59V4L57 3V5H58V7L60 6V8H61V11H60V9L56 6V8H58L59 9V12H61V13H65V12H69L70 14H72V15H75V16H77L78 18H79V20H82V19H85V20H87V19H94L93 17L94 16H97V14H99V12L101 11L102 12V10H103V12H108V9L109 10H113L112 12H114V13H112L113 15H114V17L112 18V20L110 19V21H105L106 22V25L104 24H102V25H100V29H101V26H102V30L103 31H105L106 33H108V38L107 37H104L105 35H106V33H104L102 30V32L104 33H102L101 34V31H99V33L101 34L100 35V38H99V36H97V38H96V34L97 35H99V33H96V34H93L94 36H95V38H94V36H91V38H94L93 39V45L95 46V51L96 52H94V53H97V55L96 54H94L93 56H95L94 58H93V56L91 57H86V60L87 59H89L90 58V60H87V62L89 63L90 61V63L89 64H86V67H85V63H83V62H81L80 63V65L79 64H76V66L74 65V62L76 61L75 59H73V58H75V56L73 57V55H71V57H73L72 59H71V57H70V61L68 62V66L67 67H65V68H63L62 70H60V71H57L56 69H55V71H52V72H48L46 75H45V78L47 77V84H48V81H49V83H50V85L49 86H51V87H49V86H47L46 85V87H49V88H53V90L55 89V91H53V90H51L50 89V95H54V93H51L52 91L53 92H55V94L57 93L58 95H55V99L56 100H54L53 102H56L57 101V99H60V100H58L59 102H56V103H53V102H51V103H49L50 104V106H51V104H59V105H61V104H63V103H66V101L65 100H68L69 98V100L67 101V103L71 100V102H72V100H73V98L76 100V101H74V102H70V105H68V106H70L69 108H73L74 106H76L77 104H79V105H77V107L78 108H73V110L71 109L70 110V112L68 113V114H70L72 111H76V113H77V111H81V112H79L78 113V120H77V116L75 117V114H74V112H72V117H70L71 115H69V119L67 120L66 119V121H68V122H70V123H66V121L64 122V121H61L62 119L64 120V118H60L61 120H59V118H57V116L58 117H60V115L62 114V113H64V112H62V111H64V106H62V108H63V110H60V108L58 107V106H47V105H49V104H47V105H44V104H42V105H44V107L46 106L47 107V109H52V110H54L53 109V107L55 108V110H60V111H57L60 115H57V113H56V111H55V113H56V115H52V114H50L49 115V113H48V116H47V112H49V110L47 111V109H45L47 112L45 113V110L43 109V111L44 112H42L41 111V108L38 106V104L36 105V111L33 113V121H32V126L31 127H29L28 126V128H33L34 126H35V128H36V130H34L35 132L37 131V133L39 134V132L41 131V133H42V131H44V134L45 135H43V134H41L40 136H46V138L44 137V139H46L47 141L46 142H43V138H42V142L45 144L46 143V145H47V143H48V145H47V147H49V149L47 148V147H44V145L42 144V142L40 141V140H37V144H38V141H39V143L40 144H42V145H40V144H36L35 142L33 143V141H34V139L36 138V135L37 136H39L37 133H32V131L31 130H29V131H31L30 132V134L27 136L25 133H24V138L25 137H27V138H25V140L27 139V140H31V142L33 143L32 145H31V142H28L27 140H26V142H27V144H29V146H30V148L31 149H34L31 153H32V155L35 153V155H33V158H34V156L36 157V162L34 163V164H37L38 165V168L37 169H39L40 171H36V172H38V173H40V175L37 173V175H39V177H41V180L43 181H41L40 179V183H45L46 181H47V177H49V175H47V173L46 172H48L47 171V169H50L49 171L51 172L50 173V175L52 176V178L54 179L55 178V176L58 174H56V170H57V168L58 167H60V165L64 162H62V160H66V159H69L68 161H71L72 159H74L75 160V158H77L76 156H75V158H74V156H73V154H74V151L73 152H70V151H68L67 149H70V148H68V146L66 145V143L63 145L62 143L63 142H66V141H70V144H72L74 141L76 142V145H77V143L79 142V141H76L75 140V137L74 136H71V138H70V140L68 139L70 136L69 135H71L68 131H66V129L68 130L69 129V127H71V128H81V126H83L84 128L85 127H87L88 125L90 126H88L85 130H83V128L82 129H79V132L80 131H83V132H87V131H89L90 133H88V135L90 136L89 138H91V139H93L92 141L94 142V143H92V141H87L86 142V139H85V141H84V143H83V146H80V151H81V153L83 154V153H88V154H91V147H94V146H96L95 148H98V150H100V153L98 154V157H97V163H101V162H104L103 161V159H104V156L103 155H105V154H107L104 150H103V148H101V141H100V144H98V145H93V144H96V141H99L100 139H99V137H100V135L99 134H101L100 133V129H98V135H96L97 134V132H95L94 133V131H97V130H94L95 128L97 129V124H99V122H101L100 123V127H101V124H102V122L104 121V116H106L107 117V114H106V107L108 106V104H109V100L108 99H104L103 100V102H102V104L100 105V104H98V103H100L98 100H101V92L98 90V89H103V88H105L104 86H102V84L103 83H105V85H107L106 86V88H107V92L105 91V89H104V92H106V93H108V95H110V94H112L111 96H113L111 99L113 100V103H114V106H115V110L112 112V115L111 116H108L107 118V121L109 120V117H113V115H114V112H115V118L117 119V120H115L114 118H111V121H113L112 119H114L115 120V125L117 124V126H118V124L121 126V127H117L116 129H121L123 126H124V124H125V121H130V118L131 117H133L134 118V116H137L136 114L137 113H139V112H142L143 111V109L144 108H146L147 107V109L149 110L150 109V107H153V108H155L156 106H158V107H163V106H165V107H167V106H170V105H166V103L168 102V100H169V102L167 103V104H170V102L171 103H175L176 104V102H175V98L177 97V102H179V100L181 99H178L179 97H182V96H179V95H177L178 93L176 92V91H178V89L180 90L181 88L180 87H182V86H190L191 87V89H189V92H187L186 91V94L185 95H187L188 96V98H190V100L189 101H186V103L188 102L189 104H191L190 106H188L187 104H185L184 102H185V98H186V100L188 99L187 97H185V95H184V93L182 92L181 93V91H180V95H182L183 94V96L185 97V98H183L182 100H181V104L183 105V106H181L180 104H178V105H180V107H184L185 105H187L188 107H189V111L191 112L192 111V113L190 114V116H188L187 114H184L183 112L185 111V110H188V109H185L183 112H181L180 110L182 109H177L178 111H180V112H178V113H176V114H173V115H171V114H169V115H171V117L170 116H168L167 115V113H166V115H167V117H168V120H170V127H171V129H173V131H171L170 129L168 130L167 129V126L165 127V129H163L164 128V126L163 125H161V123L163 124V122H164V124H165V121H163V120H165V119H163V117H166V116H162V119L163 120H161V118H159V117H161L160 115H159V113L161 114V113H163V111H165V109L164 110H162V111H160L162 108H157L156 110H153V111H155L156 112V114H157V112H158V114H157V116L156 115H153V113L155 114V112H153L152 111V109L151 110H149V112H150V114H149V112L148 111H146L145 109H144V113L142 114V113H140L144 118H142L141 117V121L143 122H141V124H140V126L142 127L143 126V129H144V125L146 126V125H149V126H151V124L149 123V124H147L148 123V118H150L149 119V121L152 123V121H153V119L152 118H154L155 120H154V122L156 123V124H158V125H161V127H162V129L161 130H167L168 132L169 131H171V132H173V138L172 137H170L169 139L170 140H168L167 141V139L168 138H166V137H163V133H166L167 131H165V132H159L160 130H159V128H161V127H158V125H156L154 122L152 123L155 127H156V129L154 128H152V130H153V132H155L156 133V131L158 132V133H156L157 135L159 134V136L160 135H162L161 137H160V139L162 138L163 139V141H164V144L166 145V143L168 144L167 145V149H166V151H167V153L165 154V155H167V157H168V155H170V157H169V159L171 160L172 159V157H173V155H174V158H173V160L171 161L172 162V164H174V165H178L179 164V153H178V151H183V150H181L182 148V145L184 144L183 142H182V144H181V142L179 143V141H183L181 138H180V132L181 131H188L189 133H191V135L190 134H188V135H190V136H193L194 135V132L193 131H191V129H189V126H192V123L195 125V127L197 128V127H199V129H200V131H203V130H205L204 132L205 133H212L213 132V134L215 133V131H220V130H222V129H224L223 127H222V129H221V126H220V122L218 121V119H217V117H216V115L215 114H213L212 116H214V117H211V119L209 118V113H214L213 112V110H211L212 108H210V107H213V105H211L212 103H211V100H215L216 98V100H218L219 99V102H221L220 100H222L223 99V96L224 97H226L225 96V94H227L225 91H223L224 89H225V86L227 85V83H229L228 81H229V79H228V81L226 80L227 78H225V76L224 75H227L226 74V71H225V74H224V70L227 68L226 66L228 65V67L229 68H235V67H232L231 66V64H233L234 65V63H233V61H234V59L231 61V60H228L226 57H225V59H226V61H224L222 58V60H218V59H220V57H221V55L220 56H218V57H216V56H214L215 54L214 53H211L210 51H208L207 49L205 50L204 49V46H205V43H210V42H212L211 40H208V41H210V42H208L207 41V39H210L211 38V34H206L207 36H205V34L204 33H207V31H205L206 30V25H208L209 24V21H208V19L210 18L208 15V13L211 11V12H214V11H217L216 9H217V6H219V8H221L220 6H224L223 4H226L225 5V7L226 6H228V8H230V9H232V10H234V11H236V9H237V11H238V8L240 9V12H243V14H241L240 12H234V11H232V12H234V15H235V17L237 16L238 17V19L237 18H235V20L234 21H232L233 19H234V15L232 14V12H230L229 11V9L226 11V13L228 12V13H231V15L233 16V18L232 19H230V17L231 16H229V20L228 21H230L229 23H231V22H233V23H231V24H233V27L235 26H237V25H241V17L243 16V21L246 19V18H244V17H247V15H248V13H245L244 11H246V10H244V11H241V8L240 7H242L245 3H249V2H251V0H218V1H220V2H217V1H215L214 2V0L211 2L212 3V5H210V4H206V5H204V4H201V6H199V7H197L196 9H192L191 10V8H189L187 5H185V4H183V2H178V3H171L169 0H159L158 2H159V9H158V12H157V15L159 14V12L160 11H162V13H163V15H164V18H165V20H164V24L163 25H160L159 27H157V28H155V29H151V26L149 25V22L151 21V19H152V16L150 15V12H151V6H149L147 3H145V1L144 0H137V4H136V6L132 9V11L131 12H129L128 11V5H127V1L126 0H60ZM231 1H233V2H231ZM244 2V3H242V4H240V5H238L239 4V2ZM55 2H54V4H55ZM224 2V3H223ZM219 3H223L222 5L221 4H219ZM218 4V5H217ZM236 4V5H235ZM248 5V4H247ZM245 6V5H244ZM247 7V6H246ZM227 8V7H226ZM245 8V7H244ZM243 7H242V9H244ZM250 8H252L251 7V5H250ZM250 8H248V9H250ZM92 9V13H91V10ZM225 9V8H224ZM94 10V11H93ZM98 10H99V12H98ZM219 10V9H218ZM252 10V9H251ZM89 11V12H88ZM222 12H223V10H221ZM225 11V10H224ZM93 12H94V14L97 12V14H95V15H88L87 13H90V14H93ZM110 12V11H109ZM247 12V11H246ZM216 13V12H215ZM217 13H219V11L217 12ZM215 14V18H216V16L218 17V15L219 14ZM221 13V12H220ZM225 13V12H224ZM225 13V14H226ZM235 13H240V14H235ZM246 15H245V14ZM249 13H250V11H249ZM214 14V13H213ZM251 14V13H250ZM254 14H256L255 12H254ZM258 14V16H259V13H257ZM256 14V15H257ZM63 15V14H62ZM245 15V16H244ZM87 16H89V17H91V18H87ZM208 16V17H207ZM214 16V15H213ZM223 16V15H222ZM222 16H219V17H222ZM226 16V15H225ZM225 16H224V19H225ZM228 16V15H227ZM258 16H256V18L258 17ZM260 16H264V14L263 15H261L260 14ZM64 17H65V15H64ZM115 17H117L116 19H114ZM251 17V16H250ZM69 18V17H68ZM212 18V17H211ZM263 17H259L258 18V21H257V23L259 22L260 24L261 23H263V20H264V18L262 19ZM218 19V18H217ZM221 19H223V17L221 18ZM228 19V18H227ZM253 19H255L254 17H253ZM210 20V19H209ZM239 21V20H241L240 22H238L239 24H237L236 23V25H235V23L234 22H237V21ZM247 20V19H246ZM245 20V21H246ZM249 20V19H248ZM216 21V20H215ZM219 21H220V19H218V23L217 24H219ZM223 21V20H222ZM226 21V20H225ZM255 21V20H254ZM74 22V21H73ZM76 22L77 23H79L78 22V19L76 20ZM99 22V21H98ZM248 22V21H247ZM216 23V22H215ZM220 23H221V21H220ZM229 23H227V24H229ZM244 24H242V25H246L245 24V22H243ZM251 23V22H250ZM100 24H101V22H100ZM216 24V25H217ZM264 24V23H263ZM78 26H80L79 24H77ZM241 25V26H242ZM248 25H250V24H248ZM252 25L254 26V24L252 23ZM256 25V24H255ZM209 26V25H208ZM231 26V25H230ZM81 27H82V25H81ZM210 27V26H209ZM216 27V26H215ZM221 26L220 25H218V27H217V29H219ZM239 27V26H238ZM236 28V30H235V32H237L236 33V35H239V32H240V29L239 28ZM246 27L247 28H249V29H247V31H246ZM246 27H243L244 28V30L243 31H246V32H248L249 34L251 33L252 35H253V32L250 30L251 28H253V27H248V26H246ZM259 27V26H258ZM261 27V26H260ZM259 27V28H260ZM214 28V27H213ZM212 28V29H213ZM221 28H223V26L221 27ZM221 28H220V30H218V31H222L223 33H224V31H223V29L221 30ZM232 28V27H231ZM242 28V29H243ZM259 28H258V31H259ZM99 29V30H100ZM208 29V32H210L212 29L211 28H207ZM211 29V30H210ZM214 29H216V28H214ZM232 29H235V28H232ZM255 29H257V26H256V28L254 27V29L253 30H255ZM262 29V28H261ZM264 29V28H263ZM263 29L261 30V31H263ZM82 30V29H81ZM225 30V29H224ZM205 31V32H204ZM218 31H216V33L218 32ZM234 30H232L231 32H233ZM255 31H257V30H255ZM255 31H254V33H255ZM83 32V31H82ZM90 32V31H89ZM214 32H215V30H214ZM213 31L212 32H210V33H214ZM221 32V33H222ZM227 32V31H226ZM225 32V33H226ZM94 33V32H93ZM223 33H222V36H223ZM90 34H92L91 32L89 33V35ZM113 34H118V36H120V37H118V38H121V39H123V41L120 39V42H123L124 43V47L122 48V46H121V44H120V46H118V48H110V45H109V40L107 41L105 38H107V39H110V37H109V35L110 36H112ZM219 34V33H218ZM228 34V33H227ZM230 34V33H229ZM228 34V35H229ZM241 34V33H240ZM245 34V33H244ZM251 34H250V36H251ZM257 34H260V33H257ZM256 34V35H257ZM263 34V33H262ZM217 35V34H216ZM226 35V34H225ZM236 35H235V37H234V34L233 33H231V36L230 37H228V38H234L235 39V41H236V39H238L240 36H242V35H240V36H237L236 37ZM246 35V34H245ZM261 35V34H260ZM264 35V34H263ZM84 36H86V35H84ZM210 36V37H209ZM255 36V35H254ZM258 36V35H257ZM257 36L254 38L253 36V38H252V40H253V43L254 42H256V38H257ZM102 37L105 39H102ZM203 37H204V39H206V42H205V40L203 39ZM207 37H209V38H207ZM214 37H215V35H214ZM213 37V38H214ZM226 37V36H225ZM243 37V36H242ZM241 37V38H242ZM89 38V37H88ZM241 38H239V39H241ZM246 39H250L251 37H249V36H247V37H245ZM244 38V41L246 40ZM261 38L263 39L264 37H262L261 36ZM262 39H261V43H263V41H262ZM89 40V39H88ZM87 40V41H88ZM230 40V39H229ZM248 40H246V41H248ZM255 40V41H254ZM260 39H258V42H260L259 41ZM105 41H107V42H105ZM231 41L232 42H234L232 39H231ZM237 41H239V40H237ZM242 41V40H241ZM240 41V42H241ZM250 41V40H249ZM231 42V44L232 45H235L234 47L236 48V45H237V47H238V42H235V43H238V44H233ZM90 43V42H89ZM249 43V42H248ZM249 44H251V43H249ZM259 44V43H258ZM231 45V46H232ZM248 44H246V49L244 50V52L245 53H247V54H242L241 52H239L238 50H241V49H236L239 53H241L242 55H241V59H239V60H241L242 61V59H245V62L242 64V63H240V61H239V66H240V64L241 65H243L245 68H246V70L247 71H245V68L244 69H242V70H240V71H238V73L237 74H239V72H247L246 74H250V76H252L253 78H254V75H256V74H258L257 76L258 77H264V74L262 73V71H260L261 70V68H259L258 66H257V62H259V61H261V60H257V62H255V60H256V58L258 57V58H260L259 57V55L260 54H257L256 53V55H258L256 58H255V54L253 53V52H256V51H254V45H249V46H247ZM210 46V45H209ZM240 46V45H239ZM262 47V55H264L263 54V52H264V50H263V46L264 45H261V44H259V47ZM205 47H208L207 45L205 46ZM233 47V46H232ZM241 47V46H240ZM244 47V46H243ZM255 47H256V45H255ZM259 47H258V50L257 51H260L261 50V47H260V49H259ZM254 48V49H253ZM229 49H231V48H229ZM257 49V48H256ZM94 50V49H93ZM212 50V49H211ZM86 51V50H85ZM213 51V50H212ZM230 51V50H229ZM232 51V50H231ZM231 51H230V53H231ZM235 51V50H234ZM234 51H232L233 53H234V55H236L237 57H239ZM214 52V51H213ZM261 52V51H260ZM260 52H258V53H260ZM217 53V52H216ZM228 54V56H230L231 54ZM91 54H92V52H91ZM90 54V52H89V54H88V52H87V56H89V55H91ZM84 55V54H83ZM226 56H227V53L225 54ZM240 55V54H239ZM84 56H86V55H84ZM216 58H214V57ZM234 57V56H233ZM237 57H234V58H237ZM263 57V56H262ZM262 57H261V59H262ZM230 58H231V56H230ZM254 58H255V60H254ZM257 58V59H258ZM67 59V58H66ZM77 59V58H76ZM83 59V58H82ZM199 59V60H198ZM263 59H264V57H263ZM86 60H85V62H86ZM195 60H197V63L195 62ZM84 61V60H83ZM96 61H98V62H96ZM195 62L196 64H194V66H191L192 65V63L191 62ZM199 61V62H198ZM222 61V62H221ZM236 61V60H235ZM234 61V62H235ZM264 60H262V62H263ZM66 62H67V60H66ZM79 62V61H78ZM77 62V63H78ZM86 62V63H87ZM215 62H219V64H223L224 66H221V65H219V64H217V63H215ZM261 62V63H262ZM1 63V62H0ZM62 63V62H61ZM91 63H95L96 65H100L101 67H102V69H100L101 67L100 66H96L95 64V66H96V68L98 67V69H95V71L96 72H98L97 74H95V75H97V77L95 76V75H93L94 73L93 72H95L94 71V66L92 67L91 65H93V64H91ZM227 63V65H225ZM66 64V63H65ZM236 64L237 63H235V66H236ZM81 67H79V66ZM87 65H90V66H87ZM114 65H118L116 68L115 67H113ZM261 65V64H260ZM259 65V66H260ZM0 66H1V64H0ZM64 66V65H63ZM242 66V67H243ZM263 66H264V63H263ZM54 67V66H53ZM91 67V68H90ZM100 67V68H99ZM241 67V66H240ZM62 67H60V69H61ZM89 68V69H88ZM218 68V70H216ZM228 68V69H229ZM264 68V67H263ZM51 69V68H50ZM91 69H93V70H91ZM260 69V70H259ZM59 70V69H58ZM87 70H88V72H87ZM89 70H91V71H89ZM99 70V71H98ZM78 71V72H77ZM231 71V70H230ZM236 71V70H235ZM234 70H232V72H233V75H235L234 74V72H235ZM91 73V75H90V73ZM249 72V73H248ZM264 72V71H263ZM46 73V72H45ZM88 73V74H87ZM215 73L217 74V75H215ZM262 73V74H261ZM86 76H85V75ZM224 74V75H223ZM242 74V73H241ZM42 75V74H41ZM90 77V78H88V76ZM95 76V77H93V76ZM231 75V74H230ZM232 75V76H233ZM240 75V74H239ZM239 75H236V76H239ZM244 75H245V73H244ZM259 75H261V76H259ZM156 76V77H155ZM159 76V77H158ZM82 77H84L83 78V81H85V82H82L80 79H82ZM86 77V78H85ZM153 77H154V79H158L157 81V83L155 82H151V80H153ZM158 77V78H157ZM227 77H229V76H227ZM240 77V76H239ZM238 77V78H239ZM242 77V76H241ZM249 76L247 75V78H248ZM244 78H245V76H244ZM247 78H245V79H247ZM85 79V80H84ZM95 79V80H94ZM215 79H218V82H216V80ZM222 79V80H221ZM240 79V78H239ZM243 79V78H242ZM256 79H258V78H256ZM81 81V83H85V84H87V85H85V88L88 86V83H89V86L85 89L84 88V85L83 84H81V85H83V88L85 89H83L82 88V86L81 85H77V83H80V81ZM87 80L89 81L88 83H87ZM249 80H251V77H249ZM248 79L246 80V81H249ZM262 80V79H261ZM46 81V80H45ZM77 81H79V82H77ZM91 81V82H90ZM226 81H227V83H226ZM107 82L109 83V84H107ZM112 82V83H111ZM152 84H151V83ZM40 83V82H39ZM42 83L44 84H46V82H41V85H42ZM91 83H93L92 85H91ZM218 83V84H217ZM36 84V83H35ZM38 84V83H37ZM44 84V85H45ZM95 84V86H93ZM40 84H38V91H39V89L41 88V90H42V88H43V86L42 87H40L39 88V86H41ZM74 85H76L77 87H76V89L78 88V90H75V86ZM90 85L91 86H93V87H95V89L93 88L92 89V87H90ZM97 85V86H96ZM110 85H111V87H110ZM166 86V87H168L169 89L171 88V86L170 85H172V87L174 86L176 89V96H175V98L173 99V95H171L174 91L172 90V91H170L169 90V92H171L169 95H171V97H169L170 99H168V88L166 89V90H164L163 88H162V86ZM5 86V85H4ZM74 86V87H73ZM131 86L133 87L134 86V88L135 89H139L138 91L137 90H133L132 91V89H134V88H132L131 89ZM163 86V87H164ZM185 86V87H186ZM205 86H207V87H209L211 90V92L215 89V86L217 87V88H221V91L220 90H218V89H216L215 91H217V92H214V95H215V97L213 96V94L211 93V94H207L208 92H206V91H204L203 90V92L201 93H196V91L197 90H200L199 89V87H202L201 88V90L205 87ZM219 86V87H218ZM45 87V86H44ZM89 87L91 88V90L89 89ZM100 87H102V88H100ZM195 88L194 90L192 89V88ZM198 87V89L196 90V88ZM206 87V89H208ZM80 88V89H79ZM82 88V89H81ZM109 88H111L110 90H112L111 92L112 93H110V92H108L109 91ZM184 88V87H183ZM182 88V89H183ZM187 88V87H186ZM184 89V92H185V90H187V89ZM226 88H228V85H227V87ZM44 89V88H43ZM46 89H48V88H46ZM46 89H44V90H46ZM65 91H63V90ZM72 89H74V90H72ZM88 89V90H87ZM127 89V90H126ZM129 89H130V94H129ZM213 89V90H212ZM41 90L38 92V91H36V92H38V93H40L41 92ZM49 90V89H48ZM47 90V91H48ZM57 90V91H56ZM61 91L62 90V94L64 95H62L59 91ZM125 90V91H124ZM162 91V92H164V94L160 91V94L162 93L163 94V96H164V101L166 102V103H164V101L163 102H161L162 103V106H160V104H158L159 103V100L160 99H162L163 98V96L161 97L160 95V98L157 100L158 101V103H154V97H155V99H157L156 98V94L154 95V93L155 92H157V91ZM228 90V89H227ZM226 90V91H227ZM123 91L124 92H127L126 94H129V95H131V93L132 92H138V95L140 94V97L138 98L137 96L138 95H136V97L137 98H134L133 100H135V99H138L139 101H135L136 103H134V104H136V106H137V109H138V111L137 110H134L135 112H136V114L134 113L133 115H132V113L134 112H132V111H130V110H132V108H130V106H131V104H129L128 103V105H130L129 107H128V105L127 106H125L126 105V103H124L125 101H124V94L125 93H123ZM132 91V92H131ZM139 91H140V93H139ZM165 91H166V93H165ZM183 91V90H182ZM208 91H209V89H208ZM43 92V91H42ZM59 92V93H58ZM90 92H92V93H90ZM134 92V94H137V92L135 93ZM152 92H154V93H152ZM65 93H67V95L65 94ZM105 93V94H106ZM159 93V92H158ZM190 93V94H189ZM61 94V95H60ZM150 94H152V95H150ZM167 94V95H166ZM189 94V95H188ZM201 96H200V95ZM41 95H43V94H41ZM60 95V96H59ZM129 95H127V97H129ZM192 96V97H189V96ZM198 95V96H197ZM39 96V95H38ZM37 96V97H38ZM49 96V95H48ZM56 96H57V98H56ZM62 96V97H61ZM141 96H143V97H141ZM165 96H166V98L168 99H165ZM179 96V97H178ZM212 96H213V99H212ZM110 97V96H109ZM126 97V96H125ZM134 97V95H131L130 96V98H128L129 99V101H130V99H132ZM158 97V96H157ZM12 98V97H11ZM51 98V97H50ZM62 98H63V100H62ZM72 98V99H71ZM152 100H151V99ZM173 99V101H172V99ZM227 98V97H226ZM43 99V98H42ZM12 100V99H11ZM36 100H38L37 102H39V97H38V99H36ZM43 100H45V99H43ZM53 100V99H52ZM63 101L62 103H60V101ZM112 100H111V102H112ZM125 100H127V98H125ZM141 100V101H140ZM163 100V99H162ZM161 100V101H162ZM183 100H184V102H183ZM213 101V102H218V101ZM42 101V100H41ZM51 101V100H50ZM98 103H97V102ZM48 102V101H47ZM76 102H78V103H76ZM115 102H117V104H115ZM126 102H128V101H126ZM15 103V102H14ZM44 103V102H43ZM67 103H66V106H67ZM74 103H76L74 106H73V104ZM140 103H143V104H140ZM185 105H184V104ZM152 104H158V105H155V107L152 105ZM200 104L202 105V106H200ZM11 105V104H10ZM12 105H13V102H12ZM15 105V104H14ZM13 105V107L11 106V109L12 108H14L15 106ZM40 105H41V103H40ZM64 105V104H63ZM100 105V106H99ZM117 105V106H116ZM149 105V106H148ZM211 105V106H210ZM215 105V104H214ZM217 105V104H216ZM249 105H251V104H249ZM253 105V104H252ZM7 106H9V105H7ZM66 106H65V108H66ZM68 106H67V109H68ZM172 107H173V105H171ZM176 106H177V104H176ZM262 105H260L259 106V108L257 107V106H255V108L254 109H259V110H257V111H260L261 110V107ZM264 106V105H263ZM262 106V107H263ZM165 107H163V108H165ZM186 107V106H185ZM184 107V108H185ZM188 107H186V108H188ZM254 107V106H253ZM59 108V109H58ZM61 108V109H62ZM174 108V107H173ZM177 108H179L178 106H177ZM50 109V110H51ZM75 109V110H74ZM78 109V110H77ZM96 109V110H95ZM169 109V108H168ZM207 109H209L207 112H206V110ZM249 109H250V107H249ZM251 109H253V108H251ZM253 109V115L255 116H257L258 114L260 115V114H262V113H264L263 111H264V108H262V113H256L255 112V110ZM15 110V109H14ZM172 110H174V109H172ZM183 110V109H182ZM5 111V110H4ZM97 111H98V113L100 114V117L98 116H96V115H94V114H98L97 113ZM130 111V112H129ZM146 111V112H145ZM152 111V112H151ZM160 111V112H159ZM61 112V113H60ZM90 112V115H91V112H92V114H93V116L95 117V118H97L98 120L97 121H99V122H97V121H95V120H93V118H92V116H89V117H87ZM95 112V113H94ZM148 112V113H147ZM254 112H255V114H254ZM14 112H13V110H9V115H11V114H13ZM53 113V112H52ZM116 113L118 114V115H120V116H118V115H116ZM129 113H131V115H129ZM151 113H152V115L153 116H150L151 115ZM170 113V112H169ZM172 113V112H171ZM175 113V112H174ZM185 113H186V111H185ZM250 113H251V111L248 113L249 114V116L248 117H250L251 118V115H250ZM3 114V113H2ZM79 114H80V116H82L83 115V119L79 116ZM87 114V115H86ZM146 114H148V116L146 115ZM183 114V116L181 117V115ZM5 115V114H4ZM8 115V116H9ZM51 115L52 116H54V117H51ZM74 115V116H73ZM159 115V116H158ZM162 115V114H161ZM163 115H165V113H163ZM178 115L181 117V118H179L178 117ZM191 115H193V116H191ZM242 115V114H241ZM245 115V116H246ZM252 115V116H253ZM258 115V116H259ZM2 116V115H1ZM14 116V115H13ZM31 116V115H30ZM29 116V117H30ZM50 116V117H49ZM116 116H118V117H116ZM145 116H146V118H145ZM150 116V117H149ZM154 116H156V117H158V118H156V117H154ZM211 116V115H210ZM247 116H246V118H244V121H245V119L247 120L246 122H243V123H239V124H241L242 126L243 125H247L248 124V127H247V132L245 133V131H246V127L244 126L243 128H242V130H243V132L245 133V136H246V140L247 141H249V143L251 144L252 143V145L254 146H252V145H247L249 148H250V150H249V148H248V150L251 152V149H253L254 151H256V150H258V149H260V147L262 148L263 146H260L261 145V142H262V140H261V138H264V136H263V130H264V122H263V125H262V123H260L259 121H264V119L262 120V118H264V114H262V118H260L261 120H259V121H257V120H253L252 118H254V116L250 119V118H248L247 119ZM170 117V118H169ZM5 118H6V116H5ZM14 118V117H13ZM12 118V119H13ZM73 118H76V121H75V119H74V123L72 124L71 122L73 121ZM79 118H80V120L82 119V121H80L79 120ZM121 118V119H120ZM132 118V119H133ZM135 118H137V117H135ZM134 118V119H135ZM239 118V117H238ZM241 118V117H240ZM243 118V117H242ZM30 119H31V117H30ZM119 119V120H118ZM133 119V120H134ZM144 119V120H143ZM147 120V122H146V120ZM160 119V121H163V122H159V121H157V120H159ZM254 119H256V118H254ZM257 119H259L258 117H257ZM15 120V119H14ZM17 121H18V119H16ZM32 120V119H31ZM103 120V121H102ZM120 120H123V121H121V123H119L120 122ZM133 120H132V122H133ZM136 120L137 119H135V125H136ZM166 120H167V118H166ZM239 120H241L242 121V119H239ZM8 121V120H7ZM20 121V120H19ZM15 122V123H20V125L22 124L21 122ZM29 121V120H28ZM59 121H61V122H63V126L66 128V126L68 127V128H66L65 129V131H64V133H63V136H65L66 138H67V140H65V137H63L62 136V138H64L63 139V142L61 143V142H59L58 143V145H56V148H52V147H55V146H53V145H51V144H49L50 143V141H52V143H53V141L57 138V136H59L63 131L62 130H64V127H62V125L61 124H59V123H56V122H59ZM78 121V122H77ZM118 123H117V122ZM4 122V121H3ZM14 122V121H13ZM12 122V123H13ZM78 123V126L76 127L74 124L75 123ZM97 122V123H96ZM131 122V121H130ZM131 122V123H132ZM158 122V123H157ZM168 122V121H167ZM166 122V123H167ZM256 122L258 123L257 125H256ZM9 123V122H8ZM15 123H13L14 125H15ZM29 123H30V121L27 123V121H26V124H28L29 125ZM67 125H66V124ZM81 123H82V125H81ZM122 123H124V124H122ZM129 123V122H128ZM134 123H132V124H134ZM160 123V124H159ZM236 123H237V120H236ZM245 123H247V124H245ZM259 123H260V125H259ZM3 123H1V125H2ZM70 124H71V126H70ZM88 124V125H87ZM94 124H96V125H94ZM122 124V125H121ZM130 124V123H129ZM144 124V125H143ZM181 125V127L179 126V125ZM239 124H237V127H235V128H237L238 129V126H239ZM30 125H31V123H30ZM72 125H74V127H72ZM134 125V126H135ZM152 125V126H153ZM169 125V124H168ZM256 125V126H255ZM261 125L263 126V129H261ZM4 126V125H3ZM16 126V125H15ZM14 126V127H15ZM27 126V125H26ZM60 126H61V128H60ZM91 126H95V128L93 129V133L91 134V132L92 131H90L91 129L90 128H92ZM98 126V127H99ZM127 126V125H126ZM137 126V128H134L133 127V125H132V127L134 128V131H136L135 129H137L138 131L140 130L139 129V127H138V125H136ZM151 126V127H152ZM153 126V127H154ZM179 126V127H178ZM1 127V126H0ZM19 126L17 125V128H18ZM99 127V128H100ZM131 127V125H128L127 127H125V128H130ZM132 127H131V129H129L128 130V132L130 131V130H133L132 129ZM140 127V128H141ZM151 127L149 128V127H145V131H147L146 129H151ZM256 127H258V129H259V127H260V130H258V131H256L257 129H256ZM16 127H15V130L17 129ZM58 128H59V130H58ZM89 128V129H88ZM115 128V127H114ZM125 128H123L124 129V132L125 131H127V130H125ZM158 128V129H157ZM169 128V127H168ZM239 128H241V127H239ZM244 128H245V131H244ZM122 129V130H123ZM142 128H141V133H142V130H143ZM195 129V128H194ZM233 129V128H232ZM236 129V130H237ZM1 131H2V129H0ZM4 130V129H3ZM87 130V131H86ZM122 130L120 131H118V132H122ZM143 130V131H144ZM151 130V131H152ZM154 130H156V131H154ZM231 130V129H230ZM0 131V132H1ZM33 131V132H34ZM62 131V132H61ZM78 130H76L75 129V131L73 130V134H75L76 135V133H77V135L79 136V134H78V132H77ZM144 131V132H145ZM191 131V132H190ZM239 131H241V129L239 130L238 129V131L237 132H239ZM75 132V133H74ZM81 133L80 132V136H83L84 137V135L85 134H87V133ZM131 132V131H130ZM140 132V131H139ZM167 132V133H168ZM171 132H169V134L171 133ZM236 132V133H237ZM242 132V131H241ZM241 132H239V133H241ZM259 132H261V134H259L258 135V133ZM11 133H14V131L13 132H11ZM10 133V135H12ZM16 133V132H15ZM13 134L12 136H13V139H14V141H16V142H13V143H18L17 141H19V136L17 137V136H15L16 134ZM27 133H28V131H27ZM67 133V134H66ZM133 133V132H132ZM134 133H136V132H134ZM155 133H152L153 134V136L155 135ZM197 133V132H196ZM218 133V132H217ZM229 133V131L227 132V134ZM230 133H231V131H230ZM234 133H235V130H234ZM235 133V134H236ZM239 133H237L236 135H238ZM244 133H242V134H244ZM31 134H33L32 136H31ZM36 134V135H35ZM69 134V135H68ZM91 134V135H90ZM95 134V135H94ZM118 134H120V133H118ZM125 134H127V133H125ZM129 134V133H128ZM172 134V133H171ZM197 134H200L199 132L197 133ZM213 134H211V135H213ZM223 134V133H222ZM227 134H225L226 136H227ZM242 134L241 135H239L238 137H239V139H238V137H236V136H234L233 137V133H231V135L232 136H230V138H227L226 136H222L221 134H219V135H221V137H223V138H227L228 140H225L226 142L228 141V143L226 144V145H224L225 143L223 142V141H221L222 139L220 138V141H221V143L223 142V144H221L220 143V141H219V143L220 144H217L216 145V143H218L216 140H215V143L213 144L212 142H213V138L212 137H214V135L212 136V137H209L208 139H209V143H210V139H212V141H211V143L213 144H211L210 143V145H207V148H209L208 149V151L210 152V150H213V153H212V151L210 152L211 154V156L209 155V153L206 151V149H205V151H206V153H208V156H210V158H207L208 156L207 155H205L204 154V160L203 161H205L206 159H211V160H209L210 162H211V167L210 168H207V166H204L203 164H201L200 165V168H199V170H198V168L196 167V169L200 172V174L202 175V176H205L204 177V180H205V178H215V176H217L216 178L218 179V177H220V180L222 179V178H224V177H226L225 176V174L227 175V174H231V175H237L238 174V172L237 171H235L234 169H235V167H237L238 165V163H236L235 164V167L233 166V161L234 162H236L239 158V156H240V158H241V156H242V159L241 160H243V154L241 153V152H243V149L244 148H246L245 149V152H243L244 154H245V156L247 155V156H249L250 157V155H248L247 154V152H249V151H247L246 152V150H247V146H246V144H245V146H243L242 147V151L240 150V155H237V151H239V150H235V149H232V146H233V143L232 142H237L238 140H241L240 139V136L242 137V138H244L243 140L245 141V137H244V135L242 136ZM88 135H85L86 137L88 136ZM122 135H123V133H122ZM121 135V136H122ZM136 135L138 136L139 135V137H141V139H142V135L140 136V133H136ZM143 135H145L144 133H143ZM211 135H209V136H211ZM224 135V134H223ZM230 134H228V136H229ZM14 136L16 137V138H14ZM34 136H35V138H34ZM53 136H55V138L53 137ZM120 136V135H119ZM137 136L135 137V138H137ZM151 136V135H150ZM164 136H166L165 134H164ZM170 135H168L167 137H169ZM34 139H33V138ZM52 137V138H51ZM72 137H74V140L72 139ZM85 137V138H86ZM144 137H146V135L144 136ZM143 137V138H144ZM148 137V136H147ZM156 137H158V136H156ZM156 137H154L155 139H157ZM234 138L233 139V141H229V139H231V138ZM235 137L237 138V139H235ZM9 138V137H8ZM12 138V137H11ZM18 138V139H17ZM21 138V137H20ZM88 138V139H89ZM120 138V137H119ZM154 138H152V139H154ZM218 138H219V136H218ZM218 138H216V136H215V139H218ZM4 139V138H3ZM10 139V138H9ZM17 139V140H16ZM37 139H39L38 137H37ZM54 139V140H53ZM72 139V140H71ZM80 139V138H79ZM81 139H84V138H82L81 137ZM87 139V140H88ZM151 139V140H152ZM159 139V138H158ZM160 139H159V141H160ZM12 140V139H11ZM144 140H145V138H144ZM143 140V141H144ZM147 140V139H146ZM148 140H150V138H148ZM148 140H147V142H148ZM150 140V141H151ZM207 140V139H206ZM205 139L203 140V142L204 143H206L205 141H206ZM219 140V139H218ZM243 140H241L240 141V143L243 141ZM45 141V140H44ZM60 141H62L61 139H60ZM71 141H72V143H71ZM137 141V140H136ZM136 141H134V142H136ZM157 141V140H156ZM165 141H166V143H165ZM201 141V140H200ZM242 142L241 143V145H244V143L245 142ZM264 141V140H263ZM12 142V141H11ZM75 142L73 143V144H75ZM85 142L86 143H88L89 142V144H90V142H91V144L90 145H92L91 147L90 146H88L89 144H85ZM154 142V141H153ZM162 142V141H161ZM195 142H198V141H196V140H190L188 143H189V149H190V151H189V155H191V159H190V156H189V160L188 159H185V160H188V162H186V161H184V163L185 164H188V165H190L191 164V167H193V168H195L194 167V165L196 164V162H197V164L198 163H202L201 162V159L202 158H200V161H199V159L196 161V159H193L194 158V154H196L195 153V151H197L196 149V146L197 145H195ZM231 142V143H230ZM7 143V142H6ZM138 143H139V140H138ZM151 143H152V141H151ZM151 143H149V144H151ZM155 143V142H154ZM154 143H152L153 145H155ZM158 143H160V142H158ZM207 143H208V141H207ZM229 143H230V145H229ZM239 142L237 143L238 144V146H240L239 144H240ZM248 143V144H249ZM4 142L2 143L1 142V140H0V264H68V263H70V262H74L73 260H72V255H71V253L70 252H74V250H75V248L72 246L73 244H75L76 245V242H75V240H72V239H74V238H67L68 236H70L68 233H69V229H67L70 225L72 226H75L74 224H76L77 223V221L78 222H80V219L81 218H83L81 221L82 222H85L84 224H80L78 227H80V228H78V230L77 231H79L78 232V234H79V236L78 237H80L81 235L83 236V234L84 233H86V231L87 232H94V234H96V233H98V236H96V238L95 239H92V242L91 241H89V240H87L88 238H87V234L84 236L85 238V240H87L88 241V243H93V240H94V243H99V244H101L102 245V240H101V236H99L100 234H101V231H100V229L102 230L103 229V231L105 230V227L107 228V227H109L110 225H111V219L113 218V216H111L110 215V217L111 218H107V221L106 222H95L94 221V219L93 218H91V217H93L92 215H91V217L90 216H88V214H87V212H85V213H81L83 216H81L80 218H78L79 220H76L77 218H71V215L69 214L68 215V213H70V212H68L66 215H65V217H68V218H66L67 220H69L70 218V222H72L71 224H70V222L68 223L69 224V226H67V225H65V224H62L61 226L62 227H66V228H64L65 230L67 229L68 230V233L66 234V232H65V230L63 231V232H65V236L66 237H64L63 235H64V233L62 232V230H60V226H57L54 222L55 221H53V220H55L54 219V217L56 216L55 214H54V216H53V219L51 218V215L53 214V212L52 211H57V210H51V208L52 207H54V205L52 204V207H51V205H50V203H53V200H52V202H50L51 200H50V198L48 197V196H45L43 199L44 200H41V201H43V202H41L40 201V199L39 198H41V196L39 197V194H41L40 192H38V190L40 191V188L38 189V190H35L34 188H36L35 187V184H34V181L32 180L33 178L35 179V176L33 177V174H32V172L31 171H29V168H27L28 166H25V164H23L24 165V168H23V165H21V164H19L15 159H17L18 160V158H15V159H13L14 158V156H11L8 152H7V149L6 148H4ZM15 144L12 146V144H11V146L12 147H14L15 146ZM19 144H21L20 142H19ZM22 144L24 145V143L22 142ZM57 144V143H56ZM59 144H60V146H59ZM86 146H88L87 148L89 149H87V148H84V147H86ZM161 144V143H160ZM262 144H264V143H262ZM8 145V144H7ZM18 145V144H17ZM17 145H16V147H17ZM23 145H18V147L17 148H20V150L22 149L21 147H23ZM41 147H40V146ZM45 145V146H46ZM50 145H51V148H50ZM68 145H69V143H68ZM75 145V146H76ZM120 145V144H119ZM133 145V144H132ZM135 145V144H134ZM147 145V144H146ZM152 145V146H153ZM159 145V144H158ZM201 145H202V143H201ZM230 147H229V146ZM34 148H33V147ZM67 146V147H66ZM135 146H137V148L139 147L138 145H135ZM134 146V147H135ZM160 146V145H159ZM164 146V145H163ZM234 146H235V143H234ZM253 147V148H251V147ZM24 147H25V145H24ZM23 147V148H24ZM44 149H43V148ZM61 149H59V148ZM66 147V148H65ZM73 147H74V145H73ZM116 147V146H115ZM156 147V146H155ZM154 147V148H155ZM162 147V146H161ZM160 147V148H161ZM231 148L232 150H234V152H236L235 154L237 155V157H236V155H234L233 153L234 152H232L231 154L230 153H228L229 151H231L229 148ZM236 147V146H235ZM257 147V148H256ZM58 148V149H57ZM65 150H64V149ZM76 148V147H75ZM94 148V149H95ZM140 148V147H139ZM151 148H153V147H151ZM181 148V149H180ZM200 148V145H199V147H198V149ZM202 148V147H201ZM201 148L199 149V151H201ZM204 148H205V146H204ZM234 148V147H233ZM240 148H241V146H240ZM255 148V149H254ZM8 149H10V148H8ZM51 149L53 150V149H57V151L59 152V155L58 154H56V151L55 152H53V151H51ZM123 149H124V145H123ZM150 149V148H149ZM156 149V148H155ZM180 149V150H179ZM229 149V150H228ZM262 149H264V147L262 148ZM18 150V149H17ZM44 150L45 151H47V155L48 156H46V152H45V155H44ZM71 150V149H70ZM87 150V151H86ZM158 150V149H157ZM162 150V149H161ZM218 150H220V152L218 151ZM16 151V150H15ZM14 151V152H15ZM51 151V152H50ZM62 151V152H61ZM63 151H65V154H66V156H68V154H70V158H68V157H66V159H64L65 158V154H64V152ZM67 151V152H66ZM78 151V150H77ZM79 151V152H80ZM163 151V150H162ZM260 151V150H259ZM264 151V150H263ZM263 151H260V152H262L263 153ZM11 152V151H10ZM57 152V153H58ZM70 152V153H69ZM98 152V151H97ZM155 152V151H154ZM202 152V151H201ZM214 152H216V153H214ZM250 152H249V154H250ZM257 152V151H256ZM260 152H258V154L260 155ZM53 153V154H52ZM55 153V154H54ZM61 153V154H60ZM118 153V152H117ZM218 153V154H217ZM219 153H220V156L221 157H219V158H217V155H219ZM221 153L223 154V155H229V159H231V158H233L232 160L233 161H228L227 160V158L225 157L224 158V156L223 155H221ZM261 153V154H262ZM64 154V155H63ZM77 154V153H76ZM75 154V155H76ZM79 154V153H78ZM115 153L113 152V153H110L109 155H110V162H108L109 163V165H110V167H112V168H114V166H116L115 165V162L117 161L116 160V156L114 155ZM122 154V153H121ZM155 154V153H154ZM159 154V153H158ZM233 154V155H232ZM242 154V155H241ZM252 154H253V152H252ZM251 154V155H252ZM254 154H255V152H254ZM258 154H255V156L256 155H258ZM264 154V153H263ZM263 154H262V156H263ZM16 155V154H15ZM44 155V156H43ZM50 155V156H49ZM53 155H55V160L54 159H52V158H50V157H54ZM81 155V154H80ZM80 155H78V156H80ZM87 155V154H86ZM95 155V154H94ZM97 155V154H96ZM95 155V156H96ZM181 155L183 156V154L181 153ZM232 157H231V156ZM46 156V157H45ZM56 156H59V157H64L63 159H61V158H58V157H56ZM71 156H73V158L71 159ZM88 156V155H87ZM87 156H85V157H87ZM101 158H103V159H101ZM117 156H119V155H117ZM156 156V155H155ZM223 156V157H222ZM233 156H235V157H233ZM46 158V163H47V165L45 164V158ZM47 157H49V159H51V161L53 162V160L55 161L54 163H55V165L57 166V164L59 165V166H57V168H55V166L53 165V163L49 160H47ZM83 157V156H82ZM90 155L88 156V158L87 159H89V160H91L90 158ZM122 157V156H121ZM167 157H165L164 159H166ZM188 158V156L186 155L185 156V158ZM202 157V156H201ZM215 157H216V159H215ZM228 157V156H227ZM252 157V156H251ZM57 158L59 159V160H57ZM98 158L99 159H101L100 160V162H98L99 160H98ZM184 158V157H183ZM237 158V159H236ZM247 158V159H246ZM246 158H244L245 160H248L249 158L248 157H246ZM61 159V160H60ZM85 159V158H84ZM106 159V158H105ZM104 159V160H105ZM122 159V158H121ZM158 159V158H157ZM181 159H182V157H181ZM218 159V160H217ZM223 159L224 160H226L225 162H222V163H224V165L223 164H221V166H220V164H219V162H221V161H223ZM35 160H33V161H35ZM73 160V161H74ZM88 160V161H89ZM120 160V159H119ZM163 160V159H162ZM244 160V161H245ZM249 160H252V159H249ZM16 161V162H15ZM56 161H57V164H56ZM58 161H59V163H61V164H59L58 163ZM73 161H71L72 163H73ZM79 161V160H78ZM87 160H85V162H86ZM121 161V163H122V161H123V159L122 160H120ZM177 161V162H176ZM181 161H183V160H180V164L181 163H183V162H181ZM199 161V162H198ZM228 161V165H225V163ZM240 161V160H239ZM51 164H50V163ZM92 162V161H91ZM174 162V163H173ZM190 162V163H189ZM231 162V163H230ZM249 162V161H248ZM247 162V163H248ZM251 162H253V160L251 161ZM72 163H70L71 165H72ZM75 163H78V162H75ZM96 163V162H95ZM106 163H107V161H106ZM118 163V162H117ZM206 163V161L204 162V164ZM242 163V161L239 163V164H241ZM245 163H246V161L244 162V163H242L243 165H245ZM250 163V162H249ZM33 164V165H34ZM43 164H45L46 165V167L47 166H49V164L51 165V166H49L50 168H46ZM65 164V163H64ZM63 164V165H64ZM83 164H84V162H83ZM86 164H88V163H86ZM85 164V165H86ZM102 164V163H101ZM105 164V163H104ZM103 164V165H104ZM166 164H168V163H166ZM230 164H232V166H230L232 169H233V167H234V172H236V174H234V173H232L233 171H232V169H229L228 168V166L230 165ZM53 165V166H52ZM63 165H62V168H63ZM70 165V166H71ZM77 165V164H76ZM75 165V166H76ZM84 165V166H85ZM89 165V164H88ZM105 165H108V164H105ZM121 165V164H120ZM165 165V164H164ZM168 165H170V164H168ZM182 165V167H183V164H181ZM208 165V164H207ZM210 165V164H209ZM237 165V166H236ZM242 165V166H243ZM19 166H20V168H21V166H22V168L20 169L19 168ZM36 166V165H35ZM84 166H82V169H84V168H86V167H84ZM97 166H98V164H97ZM172 166V165H171ZM170 166V168H172ZM187 166V165H186ZM186 166H184V167H186ZM224 166H226V167H224ZM242 166H239V167H241L242 168ZM25 167L28 169H26V174H24L25 172H23V170H25ZM45 167V168H44ZM65 167H67V163H66V165H65ZM65 167H64V169L63 170H65ZM73 167V166H72ZM71 167V168H72ZM79 167V168H78ZM78 170L81 168V166H79L78 165ZM99 167H100V165H99ZM103 167V166H102ZM106 167V166H105ZM107 167H109V166H107ZM166 167H168V166H166ZM182 167H180L179 168V170L180 171H182L181 170V168ZM187 167H189V166H187ZM191 167L189 168V169H191ZM209 167V166H208ZM225 168L224 170H223V168ZM244 167H246V166H244ZM75 168V167H74ZM101 168V167H100ZM173 168H174V166H173ZM192 168V169H193ZM227 168H228V170H227ZM238 168V167H237ZM247 168V167H246ZM23 169V170H22ZM44 169V170H43ZM56 169V170H55ZM60 169V168H59ZM76 169V168H75ZM175 169V168H174ZM174 169H172V170H174ZM184 169V168H183ZM187 169V168H186ZM189 169H187L188 171H189ZM243 169V168H242ZM250 169V168H249ZM22 170V171H21ZM36 170V169H35ZM34 170V171H35ZM46 170V171H45ZM102 171L103 170H105V169H101ZM100 170V171H101ZM111 170V169H110ZM113 170V169H112ZM169 170V169H168ZM172 170H170V171H172ZM186 170V171H187ZM197 170H192V172L191 173H189L188 171H187V173H189V176L190 177H192V178H188L189 180H191V179H194V178H196L195 176H198V174H199V172L197 171ZM226 170H227V172H226ZM239 170L241 171V169L239 168ZM245 170V169H244ZM248 169H246V171H247ZM255 170V169H254ZM43 171H45V172H43ZM60 171V170H59ZM83 171H85V170H83ZM87 171V170H86ZM85 171V172H86ZM107 171V170H106ZM155 171V170H154ZM157 171V170H156ZM159 171V170H158ZM163 171V170H162ZM169 171V172H170ZM174 171H176V169L174 170ZM191 171V170H190ZM221 172V173H218V174H216L217 172ZM223 171H224V173H223ZM232 171V172H231ZM259 171V170H258ZM29 172V173H28ZM61 172H65V171H60V173ZM75 172H77V171H75ZM74 172V173H75ZM85 172H83V174H85ZM88 172H90V169H89V171H87L86 172V175H84V176H87L88 175ZM119 172V171H118ZM166 172V171H165ZM177 172V171H176ZM182 172H185V170L184 171H182ZM229 172V173H228ZM35 173V172H34ZM80 173V172H79ZM81 173H82V171H81ZM80 173V174H81ZM113 173V172H112ZM156 173V172H155ZM160 173V172H159ZM180 173V172H179ZM258 172L256 171L255 172V174H257ZM29 175V177H30V174H31V181H33V182H31V185H30V182H29V180H30V178L28 177V175ZM111 174V173H110ZM114 174V173H113ZM167 174H168V172H167ZM171 174V173H170ZM177 175H178V173H176ZM182 174V173H181ZM186 174V173H185ZM199 174V175H200ZM230 174H229V176H230ZM260 172H259V178H260ZM63 175V177L62 176H60L59 177V175H58V177L60 178V180L63 178L64 180H62V181H59V178H58V181L60 182H58V181H56V183L55 184H59L58 186L59 187H61L62 185V187L61 188H63V189H61V190H64L65 192H67L69 195L68 196H73L74 197V199L76 200V199H78V196L75 194L76 193V189L73 187V185H71V184H74L73 183V180L72 181H69L68 179H65L64 177V174H62ZM68 175H70V173L68 174ZM67 175V176H68ZM160 175H161V173H160ZM187 175V174H186ZM239 175H241V174H239ZM244 175H245V177H244ZM243 175V177L244 178H246V175L247 174H244ZM262 175V174H261ZM81 176V175H80ZM183 176H184V174H183ZM201 176V180H203V177ZM249 176V175H248ZM255 176V178H257L258 179V176L257 175H254ZM257 176V177H256ZM38 177V178H39ZM78 177V179H80L79 178V176H77ZM112 177V176H111ZM161 177H163V176H161ZM160 177V178H161ZM167 177V176H166ZM165 177V178H166ZM181 178H182V180H184L185 181V179H187V178H185V177H182V176H180ZM234 177V176H233ZM232 177V179H234V180H236L237 179V177H239V176H237L236 177V179L235 178H233ZM242 177V176H241ZM241 177H239L238 178V180L239 181H241V186H244L246 189H249V191H250V188H248L249 187V183H248V185L244 182V178L242 179ZM263 177V175L261 176V178ZM37 178V179H38ZM67 178V177H66ZM75 178V177H74ZM109 178V177H108ZM108 178H106V179H108ZM160 178H154V181L156 180L157 182H159V180L158 179H160ZM185 178V179H184ZM197 178H199V176L197 177ZM215 178V179H216ZM77 179V180H78ZM87 179H89L88 177H87ZM105 179V178H104ZM103 179V180H104ZM210 180V182L211 181H213V182H215V180ZM247 180H249L248 179V177L246 178ZM245 179V180H246ZM264 179V178H263ZM263 179H261V181H264ZM55 180H57V179H55ZM69 182H72V183H69ZM102 180V179H101ZM163 180H164V178H161L160 179V182H159V184H163L162 182H163ZM188 180V183L190 184L191 182H192V184L194 183V181H189ZM197 180V179H196ZM199 180V179H198ZM223 180H229V179H223ZM237 180V181H238ZM253 180V181H252ZM252 182H257V181H259V180H257V181H255L253 178H252ZM67 181V182H66ZM75 181V180H74ZM100 181V180H99ZM98 181V182H99ZM179 181H181V180H179ZM217 181V180H216ZM243 181V182H242ZM39 182V181H38ZM47 182H49V181H47ZM47 182H46V184H45V186H44V184L42 185L43 187L41 188L42 189V194H43V191L45 190V192L47 191ZM62 182H64L65 184H63ZM76 182V181H75ZM104 183L101 185V187L102 186H104V184H106V180H104L103 181ZM108 182V181H107ZM182 182V181H181ZM196 182V181H195ZM198 182H201V184H202V181H198ZM260 182V181H259ZM109 183V182H108ZM166 183V182H165ZM178 183V182H177ZM185 183V182H184ZM184 183H178L177 185H184ZM33 184V185H32ZM39 184V183H38ZM60 184H62L61 186H60ZM101 184V183H100ZM99 184V185H100ZM175 184H176V180H175ZM174 184V185H175ZM201 184L199 183V184H197V185H200L201 186ZM209 184V183H208ZM225 184V183H224ZM227 184H229V186L231 187V185H235L236 184V186L238 187V185H239V183L237 184L236 183V181L234 182V183H232V181H231V183L229 182V183H227ZM227 184H226V186H227ZM262 184H264V183H262ZM47 185V186H46ZM75 185H76V183H75ZM74 185V186H75ZM177 185H175L174 187L176 188V187H178V188H180L179 186H177ZM187 185V184H186ZM194 185H195V183H194ZM202 185H205V184H202ZM212 185H214V187H216V186H219L218 185V182L216 183H214V184H212ZM216 185V186H215ZM222 184L220 183V186H221ZM247 187H246V186ZM256 185V184H255ZM28 186H30L32 189H34V190H32V189H29L30 187H28ZM33 186V187H32ZM53 186V185H52ZM157 187L158 186H160V185H156ZM172 186V185H171ZM170 186V187H171ZM187 186H189V185H187ZM196 186V185H195ZM195 186L193 187V185H192V187H191V185L189 186L190 187V189H194L193 190V192L195 191L196 193V196H198V195H203L204 194V192H206V191H204L203 192V190H204V188L206 187V186H203L204 188H203V190L202 189H199V190H197L198 191V193L199 194H197V191H196V189L197 188H200V186L198 187H196L195 188ZM210 186V185H209ZM232 186V187H233ZM240 186V185H239ZM252 186V185H251ZM259 186H260V183H259ZM65 187V188H64ZM169 187V188H170ZM184 187H185V185H184ZM202 187V186H201ZM222 187V186H221ZM228 187V186H227ZM237 187H235V191H233L234 193H235V195L237 194L238 195V192H237V190L238 191H240L241 192V189L242 188H244V187H238L239 189H237ZM261 187V186H260ZM38 188V187H37ZM48 188H50V186L48 187ZM56 188H58V187H56ZM102 188H104V187H102ZM234 188V187H233ZM233 188H232V190H233ZM241 188V189H240ZM252 188V187H251ZM30 191H29V190ZM174 188L172 187L171 188V190H173ZM222 189V188H221ZM245 189V191L243 190L242 192H243V194H244V192H246L247 190ZM28 190V191H27ZM50 190L52 191V189L50 188ZM50 190H48V191H50ZM57 190H60L59 188L57 189ZM61 190H60V193H62L61 192ZM178 190V189H177ZM177 190H176V192H177ZM184 190V191H183ZM210 191H211V189H209ZM226 190V189H225ZM264 189H262V191H263ZM50 191V193H52ZM79 191V190H78ZM180 191V190H179ZM181 191H182V193H181ZM180 191V193L182 194V195H180L179 194V192H178V197L180 198V197H184V193H186L187 191H186V189H182ZM202 191L203 193H201L200 194V192ZM209 191V192H210ZM212 191H215V193H217L216 191H217V189H215V188H213V190ZM262 191H261V193H262ZM34 192H36V193H34ZM111 192V191H110ZM161 191H159V193H160ZM174 192V191H173ZM192 192V191H191ZM190 192V193H191ZM229 192V191H228ZM227 192V193H228ZM242 192H241V197L243 196L242 195ZM48 193V192H47ZM67 193H64V194H66L67 195ZM167 193H169V192H167ZM187 194V195H191V194ZM207 193V192H206ZM206 193L203 195V196H206ZM218 193H220V192H218ZM217 193V194H218ZM231 193V192H230ZM247 193V192H246ZM245 193V194H246ZM263 193H264V191H263ZM263 193H262V195H263ZM36 194H38V195H36ZM41 194V195H42ZM54 195L55 194H57V193H53ZM51 195V197L53 196V197H55L54 195ZM195 194H193V196L195 195ZM208 194V193H207ZM231 194H233V193H231ZM230 194V195H231ZM105 194H103V196H104ZM107 195V194H106ZM105 195V196H106ZM110 195V194H109ZM159 195V194H158ZM165 195V194H164ZM177 195V194H176ZM175 195V196H176ZM210 195V194H209ZM212 195V194H211ZM224 195V194H223ZM227 195V194H226ZM247 195V194H246ZM105 196H104V198H105ZM108 196V195H107ZM172 196H174V195H172ZM186 196V195H185ZM221 196V195H220ZM219 196V197H220ZM234 196V195H233ZM39 197V198H38ZM56 197H58V196H56ZM55 197V198H56ZM65 197V196H64ZM73 197L72 198H70V200H72V202L74 201L73 200ZM110 197V196H109ZM159 197H162V195L161 196H159ZM163 197H165V196H163ZM170 197H171V195H170ZM178 197H176L177 199L176 200H170V199H165V198H158L156 201L158 202V200H159V202L158 203H156V204H159L160 203V205H161V207L164 209H167L166 211H171V209H169L168 210V207H170V205L172 204V203H174V206H175V204H176V207L178 206L179 208H180V204L179 203H182L183 204V206L182 207H185V205H186V203H188L187 201H185V200H183V199H181V200H183L182 202L180 201V199L178 198ZM192 197V196H191ZM201 196H198V198L197 197H195V199L197 198V200H202V198H200ZM207 197V196H206ZM211 197H214V195L213 196H211ZM241 197L238 195L237 196V200H236V196H235V200L237 201V202H240L241 203ZM48 198H49V200H48ZM55 198H52V199H55ZM59 198V197H58ZM57 198V199H58ZM63 198V197H62ZM111 198V197H110ZM110 198H105L106 199V201H108ZM166 198H168L167 196H166ZM185 198H187V196L185 197ZM194 198V197H193ZM193 198H191V200H193V201H191V200H189V202L191 201V205L193 206V204H194V201H197V200H194ZM200 198V199H199ZM204 198V197H203ZM209 198V197H208ZM221 198V197H220ZM220 198H217V199H219L220 200ZM226 198H227V196H226ZM226 198H225V200H223V201H226ZM229 198H232V200H234L233 199V197H232V195H231V197H229ZM243 198V197H242ZM206 199V198H205ZM210 199V201H208V202H210V203H212V199L211 198H209ZM208 199V200H209ZM216 199V198H215ZM69 200V199H68ZM222 200V199H221ZM221 200H220V203H222L221 202ZM234 200V201H235ZM200 201H199V203L198 202H196L195 203V206H197V204H200ZM217 201V200H216ZM215 201V202H216ZM109 202V201H108ZM203 202H204V200H203ZM203 202H202V204H200L201 206H203V209H205L206 207H208L207 209H205V210H208L209 209V207H210V211H209V218L208 219H206V222H210V220H211V225L210 226H212L211 227V231L209 230V232H208V234H206V231L207 230H205V229H207V227L206 226H209V224L207 223V225H206V222H204L203 224H200L201 226H196V224L197 223H193V221H192V223L190 222L189 223V225L190 224H192L193 226H189V225H187V226H189V230H191L192 229V227H194V224H195V226H196V228H194L195 230H191V232H190V235H188L187 233V235L184 233V235L183 236H180V237H184V239L183 238H180L181 240H179V241H177V237H179V235L177 236V237H175V239H176V246L178 247H176L177 249H178V251H177V255H178V257L176 256V255H174L175 257H177V260H180V262L183 264L184 262L183 261H185V263L186 262H189V261H191L192 262V264H193V262L195 263V262H197L198 263V260H202V259H204V261L202 262L203 264H204V262L207 260V258L209 257V255L211 256L210 258L212 259V258H214V260H215V258L217 259V260H219V262H221L222 260L224 261V262H226V264L228 263V264H259L260 262H263L264 261V253H263V251H261L260 250V248H263L262 246H260V248L259 247H257L258 249H257V251H255V248H256V246H255V248H253V255H251L252 253H251V251L250 252H248L249 253V256H248V254H246V255H242V254H240V253H238V254H235L233 251V244H234V241H236V239H238V242H237V244H240V245H245L246 244V240L244 239V238H247L248 237V239L250 238L253 242V244H263V242H264V224L263 223H261V222H258L257 220L255 221V219H254V217H255V215H257L258 213V211H259V213H260V211H262V213H261V216L260 217H263V210H262V208H259L260 206H258L257 204H259V203H253L252 204V206L251 207H249V206H246V204H244L245 206H243L241 209L239 208L238 210H240L239 212H237V210H236V208H235V210H236V212L237 213H233V214H226V212H225V208H228L227 207V205L229 204H227V205H225L226 203H224V206H222V204H220L219 202H217V203H215L214 201H213V203H214V205L213 206H211V204H209L208 206H206V207H204L205 206V203L207 202V201H205V203H204V205H203ZM208 202H207V204H208ZM233 202V201H232ZM264 202V201H263ZM56 203V202H55ZM69 203H71V202H69ZM82 203V202H81ZM212 203V204H213ZM240 203H236L238 206L240 205ZM243 203V202H242ZM73 204H74V202H73ZM109 204V203H108ZM206 204V205H207ZM233 204H235L234 202H233ZM235 204V205H236ZM264 204V203H263ZM62 205V204H61ZM79 205V204H78ZM188 205V204H187ZM186 205V206H187ZM198 206V207H201V206ZM232 205V204H231ZM247 205H248V203H247ZM261 205V204H260ZM56 206V205H55ZM109 206V205H108ZM191 206V209H192V211L194 212V209L197 211V209L198 208H195L194 206L192 207ZM226 206V207H225ZM230 206V205H229ZM50 207V208H49ZM59 207V206H58ZM110 207V206H109ZM160 207V206H159ZM177 207V209H179ZM240 207H241V205H240ZM262 207V206H261ZM34 208V209H33ZM171 208V207H170ZM190 208V207H189ZM194 208V209H193ZM231 208V207H230ZM64 209H67V208H64ZM164 209V210H165ZM173 210H175L176 211V208L174 209V207L172 208ZM187 210V207L186 208H184L183 210L186 212V210ZM199 209H202V207L201 208H199ZM203 209H202V211L201 212H203ZM260 209V210H259ZM264 209V208H263ZM18 211V212H16V211ZM52 212L51 214H50V211ZM71 210V209H70ZM60 211H62V210H60ZM60 211H57V212H59V213H61ZM87 211V210H86ZM163 211V210H162ZM175 211L174 212H172L171 211V213H173V215H174V213H175ZM184 211H182L181 212V214L182 213H184L185 215L184 216H186L187 217V214L184 212ZM234 211V210H233ZM14 212H16V213H19L20 212V215L19 214H15ZM62 212H64V211H62ZM177 212V211H176ZM193 212H190L189 210L187 211V213L190 215H192V213ZM55 213V212H54ZM66 213V212H65ZM166 213V212H165ZM195 213V212H194ZM193 213V214H194ZM198 212H196V214H197ZM204 213V212H203ZM251 213H255V214H253L254 215V217L253 216H251ZM58 214V213H57ZM200 214H202V213H200ZM250 214V215H249ZM59 215V214H58ZM172 215V214H171ZM195 215V214H194ZM163 216H165V215H163ZM162 216V217H163ZM166 216H168L167 214H166ZM170 217H172V216H170ZM175 217L177 218L178 217V215L176 216V214H175ZM183 217V216H182ZM59 218H61V217H59ZM166 219H167V217H165ZM250 219V221H249V219ZM66 219H63V220H66ZM162 219V218H161ZM161 219H160V221H159V225H160V223H163V225L165 226L166 225V227H168V223L167 224H165L164 222V220H166V219H162V221H161ZM172 220L173 219H175V218H171ZM178 219V218H177ZM180 219V218H179ZM183 219H186V218H183ZM200 219V218H199ZM24 220H27V221H29V222H31L34 226H33V228H35V230L36 231H38V233L39 234H45L46 236H45V238H47L48 237V239H50V241H49V245L48 244H46V243H43L40 239V235L39 234H37V235H39L40 237H38L37 235H36V233L37 232H35V230L34 231H31L32 229H31V227L29 226L28 228H27V226H26V224H25V222H24ZM62 220V219H61ZM62 220V221H63ZM67 220H66V222L65 221H63V222H65V223H67ZM84 220V221H83ZM168 220H170L169 218H168ZM176 220V219H175ZM175 220H174V222H175ZM57 221V220H56ZM104 221H105V219H104ZM180 221H181V219H180ZM184 221V220H183ZM190 221H191V219H190ZM205 221V220H204ZM114 222H115V220H114ZM168 222V221H167ZM171 222V221H170ZM188 222H189V220H188ZM187 222V223H188ZM195 222H197V221H195ZM201 222V221H200ZM200 222H198V223H200ZM203 222V221H202ZM250 222H252V223H250ZM263 222H264V220H263ZM58 223V222H57ZM116 223V222H115ZM178 223H179V220H178ZM183 223H185V221L183 222ZM186 223V224H187ZM28 224V223H27ZM113 224V223H112ZM180 224H181V222H180ZM109 225V226H108ZM162 225V224H161ZM163 225H162V227H163ZM172 225V224H171ZM182 225V224H181ZM197 225H199V224H197ZM202 225H206L205 227H203ZM251 225H256V226H254V228H251ZM170 226V225H169ZM173 226V225H172ZM177 226V225H176ZM186 226V227H187ZM165 227V228H166ZM174 227V226H173ZM180 227H182V226H180ZM170 228V227H169ZM176 228V227H175ZM178 228V227H177ZM184 228V230H182V231H179V232H184V231H186V229H185V227H183ZM188 228V227H187ZM62 229V228H61ZM87 229H89V231L87 230ZM167 229V228H166ZM172 229V228H171ZM171 229H170V231H171ZM182 229V228H181ZM208 229H209V227H208ZM66 230V231H67ZM92 230V231H91ZM107 230H108V228H107ZM100 231V232H99ZM167 232H168V230H167ZM187 232V231H186ZM35 233V234H34ZM100 233V234H99ZM162 233V232H161ZM171 233V232H170ZM261 233V234H260ZM91 234H93V233H91ZM91 234H88V236L90 235V237L92 236ZM168 234H169V232H168ZM178 234V233H177ZM206 234V235H205ZM50 235V236H49ZM97 235V234H96ZM164 235V234H163ZM186 236H188V237H186ZM44 237V236H43ZM43 237H42V239H43ZM71 237V236H70ZM90 237H89V239H90ZM101 237V238H100ZM140 237V236H139ZM160 237V236H159ZM161 237H162V235H161ZM166 237V236H165ZM206 237V238H205ZM263 237V238H262ZM67 238V240H64V239H66ZM92 238V237H91ZM97 238H100V240H101V242L99 241V239H97ZM136 238H137V236H136ZM164 238V237H163ZM234 238H236V239H234ZM261 238V239H260ZM156 239V238H155ZM162 239V238H161ZM262 239H263V241H262ZM68 240H70V241H72V243H68ZM157 240V239H156ZM163 240V239H162ZM165 240V239H164ZM163 240V241H164ZM246 242H245V241ZM46 242H47V239L45 240ZM64 241V242H63ZM73 241H74V243H73ZM86 241V242H87ZM108 241V240H107ZM111 240H109V242H110ZM261 241V242H260ZM162 242V241H161ZM255 242V243H254ZM259 242V243H258ZM105 243H108V242H105ZM111 243V242H110ZM248 243V242H247ZM99 244H96V245H99ZM104 244V243H103ZM125 244V243H124ZM236 244V245H237ZM255 244V245H256ZM94 245V244H93ZM95 245V246H96ZM101 245H100V249H102V247H101ZM127 245H128V243H127ZM164 245V244H163ZM162 245V246H163ZM105 246V245H104ZM107 247H108V245H106ZM120 246H122L121 244L119 245V243H117V242H115V240H113L112 241V243L110 244V246H109V248H107V251H108V249L110 250L109 251V253H111V257H113L112 258V260H113V263L111 262V260H109V259H107L108 257H105L104 256V254H103V252H101V250H98L97 249V247L95 248V247H90L89 249V252H88V254H86V256H87V258H88V262L90 263V264H133L132 262V260L131 259H129V255L127 256V254L124 252V250H122L123 248H121ZM123 246H126V245H123ZM239 246V245H238ZM160 248H161V246H159ZM158 247V248H159ZM240 247V246H239ZM99 248V247H98ZM104 248V247H103ZM106 248V247H105ZM160 248H159V250H160ZM234 248H236V246L234 247ZM77 249V248H76ZM176 249V250H177ZM36 250H37V252L39 253V254H37L36 255ZM159 250H157V251H159ZM247 250V249H246ZM245 250V251H246ZM251 250V249H250ZM263 250V249H262ZM161 251H162V249H161ZM247 251H249V250H247ZM246 251V252H247ZM255 251V252H254ZM164 252V251H163ZM240 252V251H239ZM262 252V253H261ZM158 253H160V252H158ZM176 253V252H175ZM237 253V252H236ZM260 253L261 254H263V257L261 258V260H260ZM161 254H163V253H161ZM160 254V255H161ZM167 254V253H166ZM209 254V255H208ZM69 255L71 256L70 258H69ZM106 255V254H105ZM208 255V256H207ZM250 255L252 256V257H250ZM109 256V255H108ZM109 256V257H110ZM173 256V257H174ZM68 257V259L69 260H72V261H69V260H67L66 258ZM205 257H207V258H205ZM162 258V257H161ZM250 258H252L254 261L252 262V259H250ZM256 258H259V259H256ZM66 259V260H65ZM111 259V258H110ZM206 259V260H205ZM263 259V260H262ZM110 262H109V261ZM163 260V259H162ZM216 260V261H217ZM257 260V261H256ZM260 262H259V261ZM208 261H209V258H208ZM208 261H206L205 263L207 264L208 263ZM65 262H67V263H65ZM180 262H179V264H180ZM209 262H211V260L209 261ZM218 262V261H217ZM177 263H178V261H177ZM197 263H195V264H197ZM213 263V262H212ZM223 263V262H222ZM74 264H76V263H74ZM135 264V263H134ZM189 264V263H188ZM198 264H200V262L198 263ZM223 264H225V263H223ZM261 264V263H260Z\"/></svg>",
	"mask_w": 264,
	"mask_h": 264
}]
</instances>
